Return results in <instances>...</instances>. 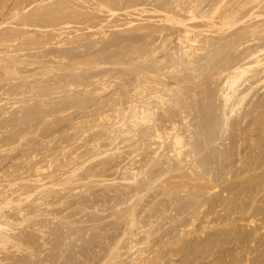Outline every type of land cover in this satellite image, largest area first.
<instances>
[{"label": "rangeland", "instance_id": "obj_1", "mask_svg": "<svg viewBox=\"0 0 264 264\" xmlns=\"http://www.w3.org/2000/svg\"><path fill=\"white\" fill-rule=\"evenodd\" d=\"M5 1V0H4ZM8 1H10L9 3H8ZM6 3L8 4H6L8 7H10V10H11V8H12V4L10 5V3H13L15 0H12L13 2H11V0H8ZM38 2L40 1V0H37ZM37 1L35 0V2H34V5L31 7V9H33V8H35V6H38V4H37ZM53 1V0H52ZM52 1H46L45 3L46 4H49V3H52ZM55 1H57V0H54L53 2H55ZM92 1V2H91ZM93 1H96V0H90V5L92 6V8H89L88 10L90 11V12H95V13H97V11H96V7L98 8V5H99V0L98 1H96V3L95 2H93ZM166 1V0H165ZM186 1V0H185ZM189 2L191 1V0H188ZM188 1H186V2H188ZM192 1H194V0H192ZM192 1L190 2V3H186V6L185 7H188V4H190V6H191V3H192ZM214 1H216V0H203V1H201V0H199V2H198V0H196V2H193V3H195V4H197V5H195V6H191V8L193 7V9L194 10H196L197 11V13L199 12V14H197V21H195V20H187V22H184V23H181V22H171V18L172 17H174V16H176V17H180V18H185V17H187L188 16V13H185V11L184 10H182V11H184L183 12V14H181L182 12H181V8L179 9L178 8V10H177V7L176 6H174V7H176L175 8V10H177V11H175L174 9H173V11L172 12H176V14H169V13H172L171 12V10L168 12L167 10H164V9H158V11H152L151 12V10H155V6H153L152 7V5H147L146 6V9H147V11L148 12H144V13H139L138 11H135L134 13H135V15H134V13H131V15H128V14H126V15H120L118 18L119 19H121V21L119 22L120 24H126V23H130V22H132V24L134 23V25L135 26H152V27H154V28H156V29H160L161 27H162V25L163 24H166V25H163V26H169V27H171L170 26V24H173L172 26H174V27H171V30L169 29L168 31H167V33H170V35L168 34V37L169 36H171L172 37V39H171V41L169 42L171 45H173V46H169V43L167 42V44H168V47H169V49L167 48V49H165V52L163 51L162 53H164V54H162V56H164V57H160V55L159 54H157L156 56H158V59L160 60H162L163 58H165L167 55V53L168 54H172V52H173V50H176L175 49V47L176 48H178V44H179V42H180V40L178 39V36L181 34H184V35H182V36H184V37H187V34H189V36H191V38H193L194 39V35H196V33L200 36V35H204V36H206L207 37V39H205L203 36H201V37H198L199 38V40L201 41V43L203 44V43H205L204 42V40L205 41H207V43L206 44H209L210 43V39L211 38H209V37H212V39H217L215 42H216V44H218L219 46H220V48L222 47V45H223V51L225 50L227 53H228V55L227 56H229V54H230V59L228 58V57H225V59L224 58H221V57H223L225 54H227L225 51V53L223 52V54L221 53V51L219 52L220 54H221V57H219L218 59L216 58V59H214V60H212V64L210 65V66H208L207 67V64H206V62L205 61H203V60H198V61H200V62H197L196 63V65H194V66H190V70L188 69V71H190L191 73L189 74V72L187 71V69H186V71H184V72H182L183 74H185L186 72H187V74L188 75H190V79H192L193 78V80H194V82L192 83V82H190L191 84H193V86L189 83V85L188 84H185V83H183L182 82V84L180 83V84H178L179 83V81L178 80H176V82H175V80H173L177 85H180L179 86V90L178 89H176V93L174 92V94H170L171 96H172V98H176L177 97V99H178V101H180L181 103H182V101L181 100H183V99H185L186 98V95L184 96V94L182 93L183 92V87H184V85L185 86H187V87H190V89H189V91L188 92H190L191 91V95H189V96H192V90L196 93V91H199V89L200 90H204L205 88V92L207 91L210 95H208V94H206L205 92H203V91H200L201 92V95L199 94V92H197L198 93V95H200V96H202L204 93H205V95H204V97L206 96L207 98H208V96L209 97H211V99H212V97H213V95L212 94H215V98L213 97V101L217 104V106L215 105L214 106V108H213V110L211 111V107H213V105H212V103H213V101L209 98V99H205L204 97H199L200 99H201V102L202 103H204V105H205V103H206V106H204L199 100V98L198 97H196V95H195V93H193V96L194 97H192L193 99H194V101H193V99L191 100V101H189L190 100V97L189 96H187V97H189L188 98V100L187 101H185V100H183L184 101V104L182 103H180L181 105H186L185 103L186 102H188L187 103V105L186 106H189V104H192V102H193V104H194V107H197V109L196 110H198L200 107H201V110L199 109L198 111H202L201 113H202V115L200 114V115H198V117H201L202 116V120L200 119V118H198L201 122H203V124H205L206 123V121H207V124H205V125H202V123H200V121H197L196 122V124H198V125H196L195 124V120H193V118L195 119L196 118V120H198L197 119V113H195L196 112V110H194V107L192 108V107H190V111H188V112H185V110L187 109H189V108H187L186 106H185V108H184V106L181 108V107H176V106H178V105H176V106H174V107H176V109L175 108H172V109H175V113H174V111H173V114H174V116H175V114L177 115L176 116V118H174V116H173V120L172 121H174V123L175 124H178V122H179V124L177 125V129H178V131L181 133V134H184L183 136L188 140L187 141V143L185 142V144H187V147L188 146H190V145H188V144H191L192 142L194 143H192V145H195V143H196V145L198 144V146L200 147H198V149L196 148V145L195 146H192V147H194V148H196V150H198V151H195V153H197L196 155H195V157L193 156L194 155V152H191V154H193L192 155V158H193V160H191V158H189V156H191V154H190V152H188V149H183L182 150V152L183 151H185V154H184V152L182 153L183 155H185V156H183V155H178L177 156V154L175 155V153H174V150H175V147L174 146H171V145H174V144H171V141H173L174 140V133L173 132H171V127H172V122L170 123V122H166L168 119H166L165 117H161L162 118V120L164 121V118H165V121L163 122L162 120H160L159 121V117L162 115V113H163V109H160V110H162V112L160 111V110H158V109H155V110H157V112H158V114H157V116H156V118L155 119H158L157 121H158V123L159 122H163V124L164 125H161L160 127H162L163 128V126H165V125H168V126H166V127H164L163 129H165L166 128V130H168L169 129V131L168 132H170V134L172 135V139H169V137H167L166 135H168L169 136V133L167 132H165V131H163V129L162 130H159L160 132L161 131H163L164 133H165V136H164V133H163V136H164V139H166V138H168V139H166V143L168 144V145H170V147L168 146H166V147H164V145H166L165 144V141H164V139H163V141H164V145H163V141H161V140H159L158 138H156L157 140H153V139H155V134H156V132H154L155 131V128H154V126H156V127H159V126H157L158 124H157V122L156 123H153V124H148V125H145V124H143V125H138V126H135V128L136 129H134L133 127H134V125L132 124L131 125V123L132 122H130V120L128 119V114L130 113V108L129 107H131V105H132V103H133V101H134V103H133V105H141V103L140 102H137L138 100L139 101H141V99L138 97H135L133 100H131L130 99V105L129 106H126V104L128 105V103H126L124 106H123V110L121 111V115L120 116H117L116 117V114H115V111H112V113L113 114H115V115H113L112 113H111V110L110 111H108L110 108L111 109H113L114 108V110H115V108H118L119 109V107H115V102H116V100H114V98H113V100L112 99H109L110 100V102H111V100H112V102H114V104L113 105H111V103H110V105L108 104V99L105 101V99L104 98H110L111 97V95L113 94V92H120V91H118L119 90V88L118 87H120V85L119 84H116V85H114V87H112L110 90H108L107 92L109 93V95L107 96V92L105 93V95L104 94H102V95H99L98 96V98L97 99H99V97L101 98V97H103V98H101V99H104V102H106L107 103V108L105 109V111H106V113H105V111H104V109L103 110H101V115L104 117V115L105 114H107V112H108V115H106L105 116V119H104V123H102V122H98V117L97 116H94V121H95V123H94V126H93V124L91 123V128L89 127V125L90 124H85V122L87 123V121H86V117L85 118H83V115L80 113V111H79V113L77 114L76 112H78L77 111V108H74V109H76V111H74V110H71V109H73V108H70L69 110H71V112L69 111V110H67V111H69V114H68V112H66V111H64L63 113H67V114H65V116H64V114L63 113H60L59 114V121H58V126H56V128H59L58 130H56V128H54V126H52V125H54L55 123H54V116H52V117H48V119L46 118V120L49 122H47L44 126H46V128H45V130L46 129H48V128H50L51 129V127H52V129L50 130V129H48L46 132L47 133H45V135H46V137H51V138H49V141H50V139H52V140H55L57 137H59L58 139H64V140H66V138L68 137H71V139H68L67 138V140L66 141H69V143H63L62 144V139H61V141L59 140L58 142L60 143V144H58V142H55V141H57L58 139H56L55 141H52V142H48V138H46L44 135L42 136L43 138H41L42 139V141H47L48 143H46L45 141L44 142H41L40 140V138L39 137H41V136H36L35 134H33V133H35V132H33V133H29L27 136H26V138H27V140L28 139H30V136L31 137H33L34 135L37 137V138H35V136H34V138L37 140L38 138H39V140H37L36 142L38 143H35V139L34 138H31V140L32 139H34L33 141H30L31 143L30 144H26L25 143V141H19V139H16L14 142L15 143H17V141H19V143H17V144H15L14 142H10L9 143V141H4V143H2V145L0 144V147H2V149L4 148V147H7L8 149H6V148H4V152H6V153H4L3 152V150L2 151H0V152H3V157L4 158H6L7 156L6 155H8L9 157H11V158H15V159H8V160H11V161H8L7 160V162L6 163H3L6 159H3V157L1 156V154L2 153H0V157H2V159L0 158V162H2L3 164H1L0 165V177L2 178H0V180H2L1 182H0V184H1V187H0V194H3V193H1V192H4V196H3V198H0V199H5L6 197L5 196H8L9 195V197H8V199H13V198H18V199H16V200H19L20 201V197L22 196V195H24V196H26L27 195V197H28V193L29 194H31L32 193V191H33V194H35L34 192H35V190H37L38 188H39V186H40V188H39V190H37V191H40V189H41V191L39 192L40 194H36V195H34L33 197L32 196H29V198L27 199V200H25L24 201V203H23V211L21 210H14V211H9L11 214H13V215H10V223H11V227H9L11 230L9 231V234H11V233H15L14 234V236L15 235H18V237L16 236V238L17 239H22V238H25L26 236V240L27 239H29L30 237H34L35 236V238L36 239H39V240H42V241H40V243L42 244V245H46V247L44 246V249H42L43 247H41V248H38L39 250L37 251V249H33V251L32 250H25V251H27V252H21L22 253V255H21V253H16L15 252V249L12 247V245H9V247H7V249L5 250H3L2 251V253L0 254V264H2L1 262H3V264H18V263H20L21 261V263L20 264H23V262H26L27 264H39V260H41L40 261V264L42 263V264H46V262H47V264H64V262L65 263H67V264H110L111 262L110 261H112V263L111 264H264V174H262V173H264V167H262L261 165H263V163H264V149H263V147H264V115H262V114H264V70H262L263 68H264V62L262 61V64H258L259 66L257 67L256 66V60H257V58L259 57V58H261V60H263L264 58V51H263V53L261 52H259V50L260 49H262V47H264V33H257V35L256 34H254V35H256V37L258 38L260 35L259 34H261V37L263 38H261V37H259L258 39L256 38L255 39V36H251V35H249L248 33H246L245 35H248V36H242V38H243V40L244 41H246V40H250V41H248V42H245L244 44L243 43H241V44H239V43H237V45L235 44V46H236V48H235V51L233 50V48H231V46H227V44L228 43H230V40L232 39V38H230V39H227L229 36L231 37H233L234 36V38H235V34L237 35H240L241 33L240 32H238V29L239 30H241L242 28L243 29H245V28H250L251 30L253 29V28H255L257 25H259L261 22H262V20L264 19V16L262 15H260V13L262 14V12L264 11L263 9H262V7H264V0H261V2L259 3V4H253V5H250V6H246L244 9H242L240 12L241 13H239L238 15H237V23L235 24V25H231V26H223V25H221V20L219 19V17L221 16V13H220V11H222V13L223 12H225V10H229V9H231V8H237V7H239V5L240 4H242L243 2H244V0H219V1H216L215 2V4L213 3ZM224 1V2H223ZM99 2V3H98ZM204 2V3H203ZM219 2L220 3H223L222 5L221 4H219ZM36 3V4H35ZM95 3V4H94ZM199 3V4H198ZM202 3V4H201ZM214 4V5H213ZM94 5V6H93ZM193 5V4H192ZM202 5V6H201ZM219 6L220 7V11H219V13L216 15V16H214V17H211V19L209 18V17H206V18H202V13L203 12H206V13H203V14H206V15H208V14H210V12L214 9V7L215 6ZM86 6H89L88 4H86ZM150 6V7H149ZM190 6H189V8H190ZM198 6V7H197ZM212 6V7H211ZM173 7V8H174ZM189 8H187V9H189ZM228 8V9H227ZM30 9V10H31ZM151 9V10H150ZM210 9H212V10H210ZM223 9H224V11H223ZM255 10V13H254V10ZM2 10V9H1ZM93 10V11H92ZM150 10V11H149ZM252 10V12L254 13L253 14V16L251 15V16H249V14L250 13H252V12H250ZM263 10V11H262ZM260 11H262V12H260ZM0 12H4L3 10L2 11H0ZM181 12V13H180ZM208 12V13H207ZM250 12V13H249ZM8 13H9V11H8ZM7 13V14H8ZM178 13V14H177ZM185 13V14H184ZM200 13H201V16H200ZM249 13V14H248ZM6 14V13H5ZM6 14V15H7ZM97 14H99V15H103L102 16V18L101 19H96V21L97 20H99L100 22H102L103 24L101 25V26H99V27H92V28H85V25H83V24H79V25H75L74 27H68V28H66V29H64L63 31H65V32H74V34H78V33H80V32H97V29H101L102 27H104V30H106V32L107 33H110V32H112L113 30H117V29H120V28H117V29H110V28H107V27H105L106 25H107V21L105 22V20H108V17H109V19H111L112 18V16H110V14H106L105 15V13H102V11H100V12H98ZM133 14V15H132ZM179 14H181L182 16H180ZM187 14V15H186ZM247 14V17L245 16ZM9 15V14H8ZM10 15H11V18L13 17L12 16V14L10 13ZM10 15H9V18H10ZM185 15V16H184ZM260 15V16H259ZM249 16V17H248ZM255 16H257V17H255ZM259 16V17H258ZM8 17V16H7ZM164 17V18H163ZM205 17V16H204ZM245 17V18H244ZM1 18V17H0ZM198 18H200V19H198ZM201 18H202V20H201ZM105 19V20H104ZM168 19H169V21H168ZM134 20V21H133ZM240 20V21H239ZM123 21V22H122ZM160 21V22H159ZM176 21V20H175ZM194 21V22H193ZM105 22V23H104ZM169 22V23H168ZM215 22H217V23H215ZM218 22H219V24H218ZM150 24V25H149ZM175 24H176V26H175ZM217 24V25H216ZM134 25H132V26H134ZM261 25V24H260ZM9 26H11V25H9V24H6V25H4V26H2V28L4 29V28H7V27H9ZM160 28H159V27ZM183 26V27H182ZM194 26H196V27H194ZM252 26H255V27H253L252 28ZM101 27V28H100ZM128 27V26H127ZM126 26L124 27L123 26V28H127ZM178 27H181V28H178ZM185 27H186V29H185ZM258 27V26H257ZM1 28V29H2ZM30 29V31H28L29 32V34L30 35H33L32 34V32L34 33V32H36V33H39V32H41V31H45L46 29L48 30L49 28H42L43 30H40V28H33V27H27V29ZM78 28H81L80 30H78ZM123 28H121V29H123ZM241 28V29H240ZM0 29V30H1ZM172 29H173V31H172ZM176 29V30H175ZM179 29V30H178ZM174 30L176 31V32H174ZM186 31V32H188V33H184V31ZM190 30H192V32H190ZM32 31V32H31ZM175 34H174V33ZM223 32V33H222ZM231 34H230V33ZM238 32V33H237ZM232 33H234V34H232ZM35 34V33H34ZM165 34V33H164ZM163 34V35H164ZM174 34V35H173ZM186 34V35H185ZM194 34V35H193ZM224 34V35H223ZM198 35H196V36H198ZM218 35H220V38L221 37H223V39L226 37V39L227 40H229V41H227L226 42V39L225 40H222V41H218ZM182 36H179V38L181 37L182 38ZM215 36V37H214ZM241 36V35H240ZM161 37H163V36H161ZM161 37H159V36H157V40H156V42H157V44L158 45H156V43H155V45L156 46H158L159 47V44H161L163 41V39H168L167 37H163V38H161ZM171 37H169V38H171ZM218 37V38H217ZM209 38V39H208ZM219 38V39H220ZM232 39V41L233 40H235V42H237L236 41V38H237V36H236V38L235 39ZM252 38V39H251ZM183 39V38H182ZM222 39V38H221ZM220 39V40H221ZM262 39V40H261ZM170 40V39H169ZM172 41H173V43H172ZM203 41V42H202ZM231 41V42H232ZM161 42V43H160ZM214 41H212L211 43L212 44H214L215 45V43H213ZM224 42V43H223ZM176 44V46H175V44ZM181 43V42H180ZM210 43V44H211ZM227 43V44H226ZM200 44V43H199ZM183 44L181 43V45L179 44V46H181V47H183V51H185L186 49H184L185 48V44L182 46ZM224 46H226L227 48H229V50H227L226 48H224ZM161 47V46H160ZM181 47H179L178 48V50L181 48ZM256 47H260V49L258 48H256ZM171 48V49H170ZM173 48V49H172ZM256 48V49H255ZM210 49H212V48H210ZM208 50L209 52L208 53H210L211 52V50ZM251 49H254V50H252V51H254V52H252L251 51ZM157 50H159V48L157 49ZM168 50V51H167ZM178 50H176L177 52H178ZM181 50V49H180ZM206 50V51H207ZM233 50V51H232ZM170 51V52H169ZM176 51H174V53L176 52ZM205 51V54H207V52ZM258 51V54L256 55L255 54V56H253V53H255V52H257ZM181 52V51H180ZM229 52H231V53H229ZM250 52H252L251 54H252V56H251V54L250 55H248ZM179 53V52H178ZM212 54H213V52H212ZM211 54V55H212ZM173 55V54H172ZM176 55V54H175ZM177 56V55H176ZM176 56H174V58L176 57ZM226 56V55H225ZM246 56H248V57H246ZM160 57V58H159ZM177 58V57H176ZM222 59V62H218L217 63V61L219 60V59ZM229 60H228V59ZM263 58V59H262ZM223 59H224V61H223ZM226 59L228 60V61H226ZM256 59V60H255ZM230 60H232V61H230ZM254 60H255V63H254ZM217 63V65H215L216 63ZM232 62H234V63H232ZM240 62V63H239ZM255 64H253V63ZM214 63V64H213ZM236 63V64H235ZM239 63V64H238ZM253 65H252V64ZM143 64V63H142ZM141 64V66H144V64L142 65ZM200 64V65H199ZM234 64V65H233ZM248 64V65H247ZM199 66L198 68H199V70H200V68L201 67H206V69H204L205 71L203 72V69H202V72H201V70L199 71H194L192 68H194V67H196V66ZM249 65H252V66H254L253 68H255V69H253V71H252V68H251V72H249V73H247L245 76H243V77H240V79L237 81V83L232 87V88H230L231 86H229V88L227 87V85L225 84V83H227L226 81L227 80H229V76H230V74L233 76V75H235V74H239V69L238 68H243V67H249ZM201 66V67H200ZM227 66H229L228 68H227ZM235 66L237 67L236 69H235ZM240 66V67H239ZM256 66V67H255ZM262 66V67H261ZM192 67V68H191ZM232 67V68H231ZM103 68V67H102ZM209 68V69H208ZM210 68H213V70L211 71L210 70ZM216 68V69H215ZM219 68H220V70H221V72H220V70H219ZM223 68V69H222ZM226 68V69H225ZM257 68V69H256ZM106 69H109V67H106ZM168 68H166L165 69V74H164V71H163V75H161V76H159L157 79H158V81L159 82H163L162 81V77H164L165 75L167 76V72L168 71H172V69H168V71H166ZM215 69V70H214ZM229 69V70H228ZM236 71H235V70ZM209 72H207V71ZM218 70V71H217ZM256 72H255V71ZM257 70H258V72L259 73H262V74H260V76H259V73L257 72ZM192 71H194L193 73H195V75H197V77H195V75L192 73ZM215 71H217V74H216V72ZM262 71V72H261ZM197 72H200V73H197ZM207 72V73H206ZM213 72V73H212ZM218 72H220L219 74H218ZM182 73H181V76H187V74H185V75H182ZM212 73V75H210ZM256 73V74H255ZM191 74H192V76H194V77H192L191 76ZM204 74H206V75H204ZM216 74V75H215ZM229 74V75H228ZM258 74V75H257ZM203 75V76H202ZM215 75V76H214ZM228 75V76H227ZM253 75V77H255V80L254 79H252V76ZM201 76V77H200ZM207 77V79H206V77ZM210 76V77H209ZM213 76V77H212ZM231 76V77H232ZM236 76V75H235ZM168 77V76H167ZM188 77V76H187ZM213 78V80H212V78ZM219 77V78H218ZM65 78V77H64ZM63 78V80L65 81V79ZM70 78H73V77H70ZM91 78V80H89V82L91 83V81H92V77H90ZM95 78H97V77H95ZM195 78V79H194ZM196 78H197V81H196ZM204 78V79H203ZM259 78V79H258ZM263 78V79H262ZM74 79V78H73ZM73 79H68L69 81H72ZM99 79V78H98ZM98 79L96 80V79H94L95 80V85H91V84H89V82H86V84L88 83L89 84V89L91 88V86H92V90L93 89H95V88H93V86L94 87H97V85H96V83H97V81H98ZM187 79H189V78H187ZM200 79V80H199ZM202 79V80H201ZM210 79V80H209ZM218 79V80H217ZM68 80H66V81H68ZM93 80V81H94ZM112 81H115L116 82V79L114 80V79H111ZM209 80V81H208ZM63 82V84H67V82ZM196 81V82H195ZM201 81V82H200ZM204 81V82H203ZM223 81H225V82H223ZM73 82V81H72ZM115 82H114V84H115ZM199 82V83H198ZM229 82H230V80H229ZM228 82V83H229ZM117 83H120L119 81L117 82ZM187 83V82H186ZM204 83L206 84V85H204ZM98 84V83H97ZM123 84V83H122ZM129 84V83H128ZM201 84V85H200ZM204 86H203V85ZM117 85H119V86H117ZM195 85V86H194ZM198 85V86H197ZM230 85V84H229ZM123 86V85H122ZM121 86V89H122V91L124 92L125 90L126 91H128V89H130L129 91H131V93H130V95H133L134 94V92H133V90H131L133 87H131V88H124V87H122ZM192 86V87H191ZM201 86V87H200ZM195 87L197 88H199V89H195ZM67 89H65V92H66V95H67V93H69L70 91L72 92H70L68 95H75L77 92L79 93V92H81L80 90H83L85 87H82V89H80L81 88V86H78V88H79V90L78 89H75L76 88V86H74V88L71 86V89H70V87L69 86H67L66 87ZM88 88V87H87ZM87 88H85V90L87 89ZM178 88V87H177ZM192 88H194V89H192ZM202 88H204V89H202ZM70 89V90H69ZM88 89V90H89ZM120 89V90H121ZM207 89H209L211 92H209ZM212 89V90H211ZM213 89H215L216 90V92L214 93L213 92ZM230 89H231V91H230ZM74 91V93H73V91ZM76 90H78V91H76ZM113 90V91H112ZM196 90V91H195ZM214 90V91H215ZM3 91H4V89H2V92L0 93V95L3 93ZM60 91H62V90H60ZM90 91H91V89H90ZM110 91V92H109ZM112 91V92H111ZM181 91V92H180ZM133 92V93H132ZM187 92V93H188ZM203 92V93H202ZM226 92H228L227 94H232V98L231 99H233V100H231L230 99V101H229V103L228 102H226L227 104L225 105V104H223L224 102H225V93ZM230 92H232V93H230ZM99 93V92H98ZM165 93V92H164ZM184 93H185V91H184ZM234 93V94H233ZM61 94H63V95H65L64 94V92H60V94H59V96L60 97H64L63 95L61 96ZM178 95V96H177ZM180 95V96H179ZM182 95V96H181ZM224 95V96H223ZM2 96H6V97H3V98H5V100H3V98H2ZM170 96V97H171ZM176 96V97H175ZM234 96V97H233ZM179 97V98H178ZM181 97V98H180ZM184 97V98H183ZM196 97V98H195ZM243 97H244V99H243ZM0 98H2V99H0V100H2L3 102L2 103H0V104H2V106L4 107H6V108H8L9 109V111H11L12 109H15L14 107H15V105L16 106H18V105H20V104H13V103H11L10 102V104L9 103H7V95H1L0 96ZM112 98V97H111ZM183 98V99H182ZM204 98V99H203ZM242 98V100L240 101V99ZM100 99V100H101ZM179 99H181V100H179ZM205 100V101H203V100ZM237 99H238V101H239V103H238V101H237ZM100 100H98V101H100ZM172 100H174V99H172ZM176 100V99H175ZM198 100V101H197ZM208 100H211L212 101V103L211 102H209ZM236 100V101H235ZM150 101H152V100H150ZM177 101V100H176ZM197 101V104L195 105V103L194 102H196ZM206 101H208V102H206ZM257 101H259L260 102V104H261V106H260V104L257 102ZM4 102H6L5 104H3ZM12 102H14V101H12ZM103 102V101H102ZM103 102V103H104ZM136 102V103H135ZM189 102H191V103H189ZM201 103V104H199V103ZM233 102H236L237 104H239L240 106H237V104H235V103H233ZM106 103H104V104H106ZM211 103V104H210ZM7 104H9V105H7ZM11 104H13L14 106L12 107L11 106ZM192 104V105H193ZM230 104H231V106L234 108V109H232L233 111H231V109H229L231 106H230ZM233 104H235V105H233ZM256 104V105H255ZM109 105V106H108ZM198 105V106H197ZM202 105H203V107H202ZM228 105V106H227ZM257 105H259V107H262L263 109L262 110H259L260 108H258V106ZM11 106V107H10ZM91 106H93L92 108H91ZM200 106V107H199ZM207 106H208V109L209 108H211V109H209L208 111H207ZM209 106H211V107H209ZM227 106V107H226ZM235 106V107H234ZM204 107H206V108H204ZM225 107V108H224ZM229 107V108H228ZM231 107V108H232ZM5 108V109H6ZM89 108H91V110H93L94 109V105L93 104H91L90 105V107ZM124 108H126V111H124ZM129 110H128V109ZM164 108H167V106H164ZM202 108H203V110H205V113H206V115L207 116H212V117H208V118H206V117H204L205 116V114L203 115V110H202ZM216 108V113L217 114H215V112H213L214 111V109ZM221 109V111H220V109ZM237 108V109H236ZM254 108H255V110H254ZM11 109V110H10ZM168 109V108H167ZM172 109H171V111H172ZM182 109L184 110V112L186 113L185 115H184V112L182 111ZM191 109H193V110H191ZM236 109V110H235ZM257 109V110H256ZM88 110H90V109H88ZM225 110H226V112H225ZM231 111V114H229L230 112H227V111ZM254 111V112H252V111ZM3 110H1L0 111V113L2 112ZM73 111V112H72ZM129 111V112H128ZM181 111H182V114H180L181 113ZM191 111H193V113L191 112ZM197 111V112H198ZM234 111H236V114H235V112ZM250 111V112H249ZM76 114H75V113ZM102 112H104V113H102ZM109 112H110V114H109ZM127 112V113H126ZM161 112V113H160ZM189 112H191V113H189ZM200 112H198V113H200ZM213 112V113H212ZM224 114L225 113V115H226V118L225 117H222V113ZM263 112V113H262ZM76 115V116H74V114ZM125 113H126V115H125ZM191 114V117H193V115L195 116V117H193V118H190V116H188L189 114ZM210 113V114H209ZM212 113V114H211ZM221 113V114H220ZM247 113V115H245ZM250 113H252L253 114V116H252V114H250ZM80 114V115H79ZM161 114V115H160ZM188 114V115H187ZM193 114V115H192ZM196 114V115H195ZM233 114V115H232ZM250 114V115H249ZM66 115H68V116H66ZM113 116V118H114V116H115V119H113V121H114V123H117V124H113L112 122V120H110V122H109V116ZM123 115V116H122ZM160 115V116H159ZM181 115H183L184 117H189V118H187L186 119V121L188 122H190V124L188 125V123L187 122H184L185 120H183V116L180 118V116ZM187 115V116H186ZM218 117H217V116ZM220 115V116H219ZM225 115H223V116H225ZM231 115V118L230 117H228V116H230ZM237 115H239L238 117H237ZM244 115H245V117H244ZM101 116V117H102ZM121 116L123 117V118H121ZM241 116V117H240ZM249 116V118H247ZM256 117V119H254V118H252V117ZM72 117H73V120H72ZM80 117H82L81 119H83L82 121L80 120V122L78 121V119H80ZM103 117H102V119H100V120H103ZM106 117L108 118V120L106 119ZM158 117V118H157ZM217 117V118H216ZM230 118V121H228L229 119L228 118ZM259 117V118H258ZM61 118V119H60ZM75 118H76V120H75ZM92 118H89L90 120L92 119ZM96 118V119H95ZM119 118H121L120 119V121L118 120ZM180 118V119H179ZM205 118V119H204ZM211 118H213V119H216V120H213V122L215 121V124H217L216 125V127L213 129V128H208L207 129V127L208 126H206V125H209V127L211 126V124L213 123V122H211ZM246 120H245V119ZM250 118H252V119H254V120H250ZM258 118V119H257ZM98 119V120H97ZM178 119V120H177ZM218 119V120H217ZM220 119L222 120V119H227V120H225V122L227 121V123H225L224 124V120L223 121H220ZM243 119V120H242ZM63 121V120H65L64 122H66V125H62L61 123V121ZM96 120H97V124H96ZM99 120V121H100ZM107 120V121H106ZM121 120L123 121V122H121ZM127 120H129V121H127ZM175 120H177L176 122H175ZM180 120H182V122L183 123H181L180 122ZM193 120V121H192ZM206 120V121H205ZM241 120V121H240ZM245 120V121H244ZM247 120H248V123H247ZM51 121V122H50ZM69 121V122H68ZM72 121L74 122V123H72ZM78 121V122H77ZM112 121V122H111ZM117 121V122H116ZM208 121H210V124H208ZM218 121V122H217ZM233 121V122H232ZM249 121H251V122H249ZM83 122V123H82ZM119 122H121V123H119ZM125 122V123H124ZM127 122V123H126ZM217 122V123H216ZM221 122L223 123V125L221 124ZM243 122V123H242ZM245 122V123H244ZM99 123V124H98ZM107 123H108V125H107ZM110 123V124H109ZM111 123L113 124L112 126H111ZM123 123V124H122ZM205 128V130H206V132L209 134V139L207 140V138H208V134L203 130L204 128L203 127H200L201 125ZM240 123V125L241 126H243L242 128H240L241 126H239L238 127V124ZM247 123V124H246ZM249 123H250V125H249ZM52 124V125H51ZM59 124H61L62 126H63V129L61 128V127H59L60 125ZM65 124V123H64ZM68 124H71V126L72 125H74L75 126V124H77V126H79L80 124L83 126L84 125V128L82 127V129L80 130L79 129V132L77 131V133H76V135L74 134L76 131V129L78 130V128L79 127H77V126H75V130H74V126H70V125H68ZM106 126H105V125ZM126 126H125V125ZM157 124V125H156ZM159 124H161V123H159ZM171 125V127H170V125ZM181 124V125H180ZM183 124V125H182ZM185 124V125H184ZM220 124H221V126H220ZM252 124V125H251ZM47 125H51L50 127H48L47 128ZM67 125H68V128H67ZM95 125H100L99 126V128L100 127H102L103 128V126L104 127H108V128H106L107 130L109 129V128H111L110 130H112V134L111 135H113V136H111L110 135V131H109V133L107 132V131H105L106 129L104 128V131L105 132H107V133H105L103 130V133H102V131H101V129H98V127H95ZM145 125V126H144ZM149 125H150V127H149ZM179 125H180V127H179ZM186 125H188L187 127H188V130L190 129H192V131H191V133L192 134H194V132H195V130L194 129H196L197 128V126H198V128L196 129V132H199V133H197L196 134V136H195V134L193 135L194 137H197L196 139H194V137L192 136V134H189V133H187V132H189L188 130H187V128H185V126ZM194 126V127H192V126ZM196 125V126H195ZM200 125V126H199ZM213 125V124H212ZM225 125V126H224ZM70 126V127H69ZM85 126H87V128L85 127ZM129 126V127H128ZM133 126V127H132ZM139 126L141 127L142 126V129L141 130H139L138 131V129H139ZM144 126V127H143ZM206 126V127H205ZM214 126V125H213ZM212 126V127H213ZM224 126V127H223ZM245 126V127H244ZM77 127V128H76ZM80 127V128H81ZM95 127V128H94ZM131 127V129H129ZM138 127V128H137ZM149 127V128H148ZM167 127H169L168 129H167ZM196 127V128H195ZM222 127V128H221ZM226 127V128H225ZM248 127V128H247ZM10 129H11V127H9ZM67 128V129H66ZM92 129V131H90V129ZM94 128V129H93ZM115 128V130H113V129ZM146 128V129H145ZM150 128H151V131H150ZM152 128H154L153 129V132H152ZM179 128H180V130H179ZM234 128V129H233ZM251 128V130H253L252 132L250 131L249 132V129ZM9 129V130H10ZM64 129H66L67 131H65ZM69 129H72V130H69ZM84 129V130H83ZM89 129V130H88ZM117 129V130H116ZM123 131H122V130ZM160 129V128H159ZM201 130V132H200V130ZM217 129H218V131H217ZM222 131H220V130ZM224 131H223V130ZM235 129H237L236 130V132H235ZM244 129V130H243ZM245 129H247L248 130V132H247V130H246V133L244 134V132H245ZM52 130H54L55 131V133L54 134H59V135H51L52 133H53V131ZM74 130V131H73ZM87 130V132L86 133H84L85 131ZM97 130V131H96ZM128 130V133L126 134V131ZM133 130V131H132ZM136 130V131H135ZM181 130H183V131H185L184 133H182L181 132ZM186 130H187V132H186ZM208 130H212V132H213V136L211 137V135H212V132H210V131H208ZM232 130H234V131H232ZM239 130H242V131H239ZM14 131V129H12L11 131H9L10 133L11 132H13ZM56 131H57V133H56ZM60 131H62L61 133L62 134H60L59 132ZM97 132V134H96V136L98 135V132L99 131H101V133H102V135H103V137H102V135H101V138H100V135H98L96 138L95 137H93V135H95V134H93L94 132ZM116 131V132H115ZM119 131V132H118ZM122 131V132H121ZM132 132V133H134V134H132L131 133V135H133L132 137H130L131 135H130V132ZM146 131H149V132H146ZM203 131V132H202ZM14 132H16V130L14 131ZM13 132V133H14ZM51 132V134H49ZM68 132H69V134H68ZM115 132V133H114ZM120 132H121V134H123V132L125 133L124 134V136L123 135H120ZM138 132V133H137ZM142 132V133H141ZM226 132V133H225ZM237 132H239V133H237ZM240 132H241V134H240ZM242 132H243V134H242ZM1 133V132H0ZM13 133H12V135H13ZM81 133V134H80ZM114 133V134H113ZM145 133V134H144ZM148 133H150V135H148ZM214 133H217V135L215 134L214 135ZM224 133H225V135H224ZM234 133H236V134H234ZM15 134V133H14ZM32 134V135H31ZM75 136H74V135ZM82 134H83V136H84V141H83V136H82ZM105 134H107V135H105ZM151 134L152 135H154V138H153V136H151ZM201 136H200V135ZM202 134L204 135V136H202ZM205 134H207V135H205ZM222 134H223V136H222ZM235 136H234V135ZM240 134V135H239ZM249 135V137L250 138H248V135ZM68 135V136H67ZM70 135V136H69ZM77 135H79V137H76ZM81 135V136H80ZM86 135H89L88 137L86 136ZM104 135H105V137L106 136H110V138H108V137H104ZM119 135V136H118ZM143 135V136H142ZM144 135H147L146 137L144 136ZM189 135H190V137L194 140V141H191L192 139L189 137ZM221 135V136H220ZM232 137H231V136ZM251 135V136H250ZM52 136H54V138L52 137ZM55 136H56V138H55ZM64 136V137H63ZM65 136H67L66 138H65ZM90 136H91V138H90ZM126 137V138H123V137ZM138 136V137H137ZM141 136V137H140ZM150 136V137H149ZM199 136V137H198ZM216 138H215V137ZM228 136V137H227ZM241 136V137H240ZM81 137V138H80ZM85 137H87L88 138V140H89V138H90V140L92 141H88L87 139H85ZM148 137V138H147ZM205 137V138H204ZM224 137V138H223ZM230 137V138H229ZM239 137V138H238ZM1 138H3V136H2V134H1V136H0V140H1ZM81 139L83 142H84V144H83V142H81V140H79V139ZM94 138V139H93ZM103 138H105V140L103 139ZM115 138V139H114ZM118 138V139H117ZM130 138V139H129ZM184 138V141L186 140ZM198 138H199V140H198ZM202 138V139H201ZM213 138V139H212ZM44 139V140H43ZM104 141H103V140ZM124 139H127L126 141H121V140H124ZM138 139H141L140 141L138 140ZM146 141H145V140ZM204 139H206V140H204ZM236 139H239V141L237 140L236 141ZM74 140V141H73ZM94 140L96 141V142H94ZM204 140V141H203ZM213 140H215V144H214V142H213ZM219 140V141H218ZM229 142H228V141ZM233 140H234V142H233ZM245 140V141H244ZM41 142V145H42V147H43V145L46 143V144H48L47 146H50V150H49V152H46V149L47 148H49V147H47L46 146V144L44 145V147L46 148H44L43 147V149H42V147H39V143ZM76 141H78L77 143H76ZM85 141H87V142H85ZM97 141H98V143L100 142L101 144H103V146H102V149H100L101 148V146L99 145V144H97ZM135 141H137V142H139L138 144L135 142ZM161 141V142H160ZM168 141V142H167ZM208 142L207 144H209V143H213L212 145L210 144V145H207L206 144V142ZM227 143H226V142ZM247 141V142H246ZM8 143V145H10V146H8L7 145V143ZM32 142H34V144H36L37 146H38V148L36 147V145L34 146V145H32L33 143ZM65 142V141H64ZM75 142V143H74ZM128 142H129V144H128ZM142 142V143H141ZM188 142H191V143H188ZM199 142V143H198ZM232 142V143H231ZM239 142V143H238ZM24 143V144H23ZM55 143L57 144L56 145V147H55ZM74 144V145H72V144ZM95 143V145L93 146V144ZM158 143H160V145L163 147H160V145L158 144ZM162 143V144H161ZM172 143H174V141L172 142ZM201 143V145L203 146V148H202V146L201 145H199ZM204 143V144H203ZM236 143H238V144H236ZM4 144H6L5 146H3ZM12 144L13 145H16V146H14V147H12ZM20 144H23V145H20ZM27 145V147H26V145ZM54 146H53V145ZM83 144V145H82ZM88 146H87V145ZM108 144H109V146H108ZM119 144V145H118ZM135 146H134V145ZM206 144V146H204ZM228 144V145H227ZM253 146H252V145ZM30 147H29V146ZM40 145V146H41ZM98 145H99V147L100 148H96V147H98ZM106 145L108 146V147H106ZM111 145V146H110ZM131 145H133V146H131ZM222 147H221V146ZM225 145V146H224ZM234 147H233V146ZM248 145H251V147L250 146H248ZM83 146V147H82ZM85 146H87V147H85ZM96 146V147H95ZM105 146V147H104ZM127 146H129V147H127ZM208 146H211V147H208ZM213 146L216 148L217 147V149H215L214 148V150L212 151L211 149L213 148ZM237 146V147H236ZM248 148H247V147ZM12 147V148H14V149H16V150H14V151H11V152H9L10 151V148ZM17 147V148H16ZM19 147H21V148H19ZM23 147V148H22ZM24 147H26L27 149H31V151L33 150H35V152L34 153H36V151H37V149L38 150H41V152L42 153H44V154H47V155H42V154H40L41 152H39L38 153V151H37V155H36V159H35V154L33 153V151L32 152H29L30 150H26V148H24ZM81 147V148H80ZM93 147L94 148H96V149H93ZM185 147H186V145H185ZM186 147V148H187ZM190 148V149H194V148ZM206 149H205V148ZM226 147V148H225ZM230 149H229V148ZM242 147H243V149H244V147H246V150H243L242 149ZM251 148V150H250V148ZM11 148V149H12ZM19 148V149H18ZM60 148V149H59ZM63 148V149H62ZM66 148V149H65ZM86 148L88 149H90V148H92V149H88V151L90 152V153H88V151L86 150ZM118 148H120V149H118ZM166 148H168V149H166ZM172 148V149H171ZM174 148V149H173ZM209 148V149H208ZM232 148H237V149H235V151H234V149H232ZM56 149H58V150H56ZM97 149H98V151H97ZM138 149V150H137ZM173 150V151H171V150ZM190 149H189V151H190ZM201 149V150H200ZM224 149V150H223ZM248 149H249V151H248ZM1 150V149H0ZM8 150V151H7ZM20 150H21V153L23 152L24 153V151L27 153V152H29L30 153V155H29V153H27V156L29 155V156H31L30 157V160L28 161L27 160V158H25V157H27L26 156V154H25V157H23V155H22V158H24L23 160H22V158H21V155H19V152H20ZM44 150V151H43ZM66 150V151H65ZM68 150V151H67ZM91 150H93L92 152H91ZM134 150H136V151H134ZM168 150H170V151H168ZM210 150V151H209ZM216 150H219V153L221 154L223 151L225 152V153H227V154H225L224 152V154L225 155H220V154H215V152L216 153H218ZM221 150H222V152H221ZM229 150H232V151H228ZM52 151V152H51ZM58 153H57V152ZM71 151V152H70ZM85 151V152H84ZM104 153H103V152ZM133 151V152H132ZM192 151V150H191ZM200 151V152H199ZM205 151V152H204ZM215 151V152H214ZM235 153H234V152ZM245 151V152H244ZM262 151V152H261ZM15 152H16V154H15ZM85 154H84V153ZM130 152H132L131 154L132 155H129L128 156V154H130ZM176 152V151H175ZM199 152V153H198ZM211 152H213L212 154H211ZM249 152V153H248ZM8 153V154H7ZM9 153H11L10 155H9ZM17 153H18V155H17ZM20 153V154H21ZM34 154L33 156H32V154ZM56 153V154H55ZM72 153V154H71ZM163 153H165L164 155H162V157H161V154H163ZM190 155H189V154ZM210 153V154H209ZM231 153H232V157L234 158V159H232V158H230L229 157V155L231 156ZM262 155H261V154ZM39 154V155H38ZM87 154V155H86ZM96 154H97V156H96ZM138 154H140L139 156H138ZM188 154V155H187ZM201 156H200V155ZM14 155H17V156H15V157H12V156H14ZM71 155V156H70ZM82 155L84 156V157H82ZM177 156L178 157V159L177 160H179V158H180V156H183V158L181 157V159H184V158H186L187 156V158H189V161L187 160V159H184V162H183V160H180L179 161V163H180V165L178 164V161L174 158L175 156ZM187 155V156H186ZM207 155H211V158H209V156H207ZM215 155H216V157H215ZM247 155V156H246ZM28 156V157H29ZM48 156V157H47ZM56 158H55V157ZM81 156V157H80ZM93 156H94V158H93ZM135 156V157H134ZM205 156H207V158L205 157ZM213 156V157H212ZM218 156V157H217ZM220 156H222L221 157V159L223 158H225L226 157V160H228L229 158H230V160L231 161H225V160H223L222 159V161H221V159H220ZM227 156H228V158H227ZM243 156V157H242ZM246 156V157H245ZM17 157V158H16ZM20 157V158H19ZM33 157H34V159H33ZM72 157V158H71ZM78 157V158H77ZM160 157V158H159ZM170 157V158H169ZM172 157V158H171ZM199 157V158H198ZM200 157H203V158H201L202 159V162H203V160L206 158V160H205V162L207 161V164L205 163V162H203V165L204 164H206L207 165V167H205L206 165H204V166H202L203 168L205 167V169L206 168H208V166H209V164L211 163V166L209 167V169H207V171L208 170H210V171H212V169H213V171H214V173L213 172H209V174H210V176L212 175V174H215V172H216V170L218 169V171L216 172V173H218V172H220L219 170H222L221 171V173L220 174H223V175H225L226 174V171L229 173H231V175H230V173L228 174L227 173V178L225 179L224 178V176H222V175H220L219 176V179L216 181V179L218 178H215L214 179V182L213 183H215V182H220V180H222V177H223V180L224 181H221L220 183L218 182V184L216 183V184H212L210 181V179H209V176H208V173L205 175V173L204 172H206V170L204 169V172H202L203 170V168H201V164H199L198 165V163H200L201 162V160H200ZM54 158L56 159V160H54ZM91 158V159H90ZM143 158H144V160H143ZM197 158V159H196ZM210 160H209V159ZM214 158H217V159H220V160H217L216 162H215V160H214ZM29 159V158H28ZM32 159V160H31ZM58 159V160H57ZM87 159V160H86ZM89 159H90V161H89ZM137 159V160H136ZM160 159V160H159ZM170 159V160H169ZM176 160V161H174V160ZM213 159V160H212ZM28 161V162H30L31 164H29L28 162L26 163V162H23V161ZM33 160H37L38 162H36V161H34L33 162ZM67 160V161H66ZM84 160H86L88 163H86V164H82L81 165V169H79L78 170V167H80L79 165H80V163L81 162H83ZM139 160V161H138ZM169 160V161H168ZM171 160H173L172 162H171V165L173 166H171L170 165V161ZM195 160H200V162H197L196 161V163L194 162ZM212 160V161H211ZM235 162H234V161ZM246 160V161H245ZM249 160V161H248ZM41 161V162H40ZM59 163H58V162ZM65 161V162H64ZM72 161V162H71ZM86 161H84V162H86ZM134 163H133V162ZM144 162V164H143V162ZM157 161V162H156ZM159 161V162H158ZM186 161H188V163L186 162ZM209 161H210V163H209ZM232 161L234 162L233 163V166H232ZM251 161V162H250ZM36 162V163H35ZM49 162H50V164H49ZM56 162V163H55ZM62 162V163H61ZM77 162H79L78 164H77ZM100 162V163H99ZM102 162V163H101ZM103 162H104V164H103ZM120 164H119V163ZM142 164H141V163ZM175 162H176V165H175ZM181 162L183 163V166H182V164H181ZM192 162V163H191ZM213 162H215L216 164H214ZM225 162V163H224ZM250 162V163H249ZM254 164H253V163ZM14 163H16L15 165H14ZM18 163V164H17ZM34 163L36 164V165H34ZM38 163H39V165L40 164H42V168L38 165ZM51 163H53V165L51 166ZM72 163V164H71ZM99 163V164H98ZM116 163H117V165H118V167H116L117 165H116ZM132 163V164H131ZM135 163H137V164H135ZM154 163H156V165L154 164ZM158 163V164H157ZM196 164L197 165V167L198 166H200V170H202L201 171V174H198L197 176L199 177V178H197V177H193V176H196V175H194V172L196 173H198V171L197 170H199V169H196L197 167H195L194 168V166H196V165H193V164ZM209 163V164H208ZM221 163V164H220ZM226 163H228V164H226ZM243 163V164H242ZM246 163H248V164H246ZM258 163V164H257ZM27 164H29L30 166H29V168H28V170L26 169V166L28 167V165ZM46 164H49V165H46ZM58 164V165H57ZM66 165V166H64V165ZM69 164H71L70 166H69ZM98 164V167L100 166H102L103 168H104V166H105V169H103L102 167V169L99 167H95V165H97ZM110 164V165H109ZM141 164V165H140ZM177 164H178V166H177ZM184 164H185V168H183L184 167ZM213 164V165H212ZM221 165V167H223L224 168V166L223 165H225L226 164V166L225 167H227L228 165V167H229V169H230V171L228 170V167L224 170V169H222V168H220L219 169V167L218 166H220ZM11 165H14L13 166V168H11ZM19 165V166H18ZM21 165V166H20ZM43 165H45V166H43ZM60 165V166H59ZM62 165V166H61ZM78 165V166H77ZM84 165V166H83ZM116 165V166H115ZM153 165H155V166H153ZM190 165H192V166H190ZM215 165V167H213ZM218 165V166H217ZM254 165H255V169H254ZM15 166H17V169H18V171L17 170H15L16 169V167ZM31 166H33L34 168H35V170H33V169H31L30 167ZM35 166H37V167H35ZM38 166H39V169H37L38 168ZM56 166H59V169H58V167H56ZM72 166V167H71ZM90 166H92V167H94V169L96 170V175H94L95 174V172H93L92 173V171H95L94 169H90ZM107 166H108V168H107ZM111 166V167H110ZM114 168H113V167ZM175 166V167H174ZM188 166H190V167H192L193 169H191L190 170V168L188 167ZM236 166H237V168H236ZM250 166V167H249ZM8 167H9V169H10V173H15L16 172V174H14L15 176H18V180L19 181H17V179H15L16 177L13 175L12 176V178H11V174L9 173V169H8ZM22 167H24V169L23 170H19V169H21ZM32 167V168H33ZM43 167H44V169L47 167V170L45 169H43ZM67 167V168H66ZM139 167H141V168H139ZM144 167V168H143ZM172 167V168H171ZM231 167H233V169L231 168ZM258 169H260L261 167H262V170H258ZM40 168L41 169H43V170H41L40 171ZM50 168V169H49ZM52 168V169H51ZM69 168H71V169H69ZM74 168V169H73ZM88 168L90 169L89 170V172H88ZM109 168L111 169V170H109ZM127 168V169H126ZM131 170H133L134 168V171H131ZM160 169V170H157V169ZM179 168H181V169H179ZM212 168V169H211ZM37 169V170H36ZM73 169V170H72ZM83 169V170H82ZM173 169V170H172ZM180 170V172L178 171V170ZM183 169V170H182ZM189 169V172L190 173H192V175L191 174H188V171L187 170ZM215 169V170H214ZM254 169V170H253ZM256 169H257V171H256ZM14 170H15V172H14ZM40 171V172H42L41 174H39L37 171ZM57 170V171H56ZM68 170H72V173H71V171H68ZM76 170H78V171H80V173L77 171L75 174H74V172ZM92 170V171H91ZM103 170V171H102ZM105 170H107V172L105 171ZM116 170L118 171V172H116ZM156 172H155V171ZM162 170H164V171H162ZM165 170L168 172V170L170 171V173H173L174 171V177L176 178V176L177 175H179V174H181V175H183L184 173H186L187 172V174H184L182 177H181V175H179V179L180 180H178V177H177V179H176V181H175V178H173V179H170L171 181H168L169 179H165V177L168 175V174H170V173H161V172H165ZM185 170H186V172H185ZM199 170V171H200ZM223 170H224V173H222L223 172ZM231 170H233V171H231ZM243 170V173L242 172H240V171H242ZM4 171H8L7 173L8 174H6V172L5 173H3ZM20 171V172H19ZM30 171V176L28 175L29 172ZM36 171V173H38V175L37 174H34V172ZM54 171L56 172L55 173V176H54ZM64 171V173H61V172H63ZM67 171V172H66ZM74 171V172H73ZM98 171H100V172H98ZM109 171V172H108ZM125 171V172H124ZM138 171L140 172V173H138ZM142 171V172H141ZM150 171V173H148ZM159 171V172H158ZM177 171H178V173H177ZM184 171V172H183ZM194 171V172H193ZM246 171L248 172V173H246ZM254 171V172H253ZM256 171V172H255ZM17 172H19V174H21L20 175V177H19V174L17 173ZM22 172V173H21ZM52 173V175H51V173ZM70 172V174L71 175H73V177L71 176V175H69L68 173ZM88 172V173H87ZM104 172V173H103ZM130 172V173H129ZM136 174H135V173ZM159 173V175H160V177L159 176H157V178H156V175ZM181 172H183V174L181 173ZM12 173V174H13ZM23 173L24 174H26V173H28V174H26L27 176H25V175H23ZM44 173V174H43ZM61 173V174H60ZM78 173V174H77ZM93 175H92V174ZM101 174V176L99 175V174ZM129 173V174H128ZM151 173H153V174H151ZM154 173H156V174H154ZM196 173V174H197ZM200 173V172H199ZM204 173V174H203ZM250 174V176H248V175H246V174ZM8 175V176H6L5 178H4V176L3 175ZM31 174H34V175H31ZM46 174V175H45ZM76 174L77 175H79V176H81L82 177V174H84L83 176H85V174L90 178V179H88V177H86V178H80L79 176H76ZM88 174H90V175H92V177L91 176H89ZM99 176H98V175ZM126 174V175H125ZM134 174L135 175H138V176H135L134 177ZM147 174H149V175H147ZM166 174V175H165ZM202 174H203V176H202ZM10 175V176H9ZM37 175V176H36ZM40 175L41 176H46V177H40ZM59 175H61L60 177H59ZM71 176L70 178H72V179H66V178H68L69 176ZM106 175V176H105ZM147 175V176H146ZM153 175H155L154 177H152L153 179V182H152V180H151V176H153ZM164 175V176H163ZM172 174H170V175H168L166 178H168V177H171V176H173ZM176 175V176H175ZM189 175H191L190 176V179H192L191 181H192V183H191V181H190V179L188 178V176ZM205 175V176H204ZM246 175V176H245ZM3 176V177H2ZM22 176V177H21ZM48 176H49V178H48ZM53 177V178H51V177ZM68 176V177H67ZM97 176L99 177V178H97ZM103 176V177H102ZM207 176V177H206ZM226 176V175H225ZM238 177V179H236L237 177ZM242 177L241 179H240V177ZM247 176H248V180H246L247 179ZM261 176H263V177H261ZM15 177V178H14ZM24 177H26L27 179L26 180H28V182H26V180L24 181ZM54 177H55V179H54ZM74 177H76V178H74ZM79 177V178H78ZM94 177V178H93ZM96 177V178H95ZM123 177H125L124 179H123ZM136 177H138V178H136ZM160 179H159V178ZM184 177V178H183ZM185 177H187V178H185ZM212 177H214L213 175L211 176V178ZM220 177H221V179H220ZM246 177V178H245ZM24 178V179H23ZM29 178V179H28ZM31 178V179H30ZM51 178V179H50ZM57 178V179H56ZM93 178V179H92ZM102 178V179H101ZM128 178V179H127ZM135 179V180H131V179ZM145 178V179H144ZM147 178H150V180H151V182H150V180H147ZM182 178V179H181ZM196 180H195V179ZM201 178H204L205 180H207V179H209L208 181V183H206V181L205 180H202ZM253 178V179H252ZM14 179V180H13ZM20 179L22 180V183H21V181H20ZM32 179L33 180H35V181H32ZM40 180L41 182L40 183H34V182H37L36 180ZM66 179V180H65ZM80 179V180H79ZM103 179H104V181H103ZM106 179V180H105ZM141 179V180H140ZM142 179H144L143 181H144V183H145V185L147 184V183H149L151 186H152V188L151 187H149V186H146V187H144L145 185H144V183H143V181H142ZM183 179H185V180H183ZM187 179V180H186ZM189 179V180H188ZM199 179V180H198ZM201 179V180H200ZM29 180L30 181H32V183L30 182L29 183ZM43 180V181H42ZM61 180L62 181H66V182H63V188H65L66 190H62L61 189V186H59V185H62V182H61ZM67 180H69V182L67 181ZM71 180L74 182H71ZM82 180H84V181H82ZM90 180V181H89ZM94 180V181H93ZM125 180V181H124ZM129 180V181H128ZM138 180V181H137ZM155 180H157L156 181V183H155ZM174 180V181H173ZM195 180V181H194ZM198 180V181H197ZM14 181H17V182H14ZM93 182L92 184H86L87 182ZM96 181V182H95ZM134 181V182H133ZM135 181H137L138 183H136ZM142 181V182H141ZM147 181H149V182H147ZM165 183H164V182ZM166 181H167V183H166ZM175 182V183H177V181H186V182H180L182 185H184L183 187H182V185L179 187V183L178 184H174L173 182ZM200 181L202 182L203 181V183H200ZM11 182V183H10ZM24 182V183H23ZM49 182V183H48ZM55 182V183H54ZM88 182V183H89ZM140 182V183H139ZM147 182V183H146ZM189 182V183H188ZM196 182V183H195ZM235 182V183H234ZM239 182L241 183L240 184V186L238 185L239 184ZM243 182V183H242ZM26 183H28V184H26ZM61 183V184H60ZM64 183H65V185H64ZM85 183V184H84ZM143 183V184H142ZM165 185H164V184ZM173 183V184H172ZM191 183V184H190ZM194 183V184H193ZM10 184H11V187H9L10 186ZM14 184V185H13ZM24 184H26L27 186V188L24 186ZM36 185V186H33V185ZM41 184H42V186H41ZM56 184H58V186H55ZM67 184V185H66ZM83 184H84V186H83ZM128 184V185H127ZM132 184H133V187H132ZM139 184V185H138ZM149 184H147V185H149ZM155 184V185H154ZM169 184V186H167V185ZM204 184H206V185H204ZM227 184V185H226ZM234 184V185H233ZM9 185V186H8ZM24 186V188H23V186ZM28 185H30L29 187H28ZM52 185H54L53 186V190L51 189L52 188ZM91 185V186H90ZM126 185H127V187H126ZM135 185V186H134ZM172 185V186H171ZM176 187H175V186ZM192 185V186H191ZM196 187H194V186ZM233 185V187H231ZM20 186H21V188H20ZM83 187V188H81V187ZM85 186H88V187H85ZM129 186L131 187L130 189H129ZM141 186V187H140ZM142 186H143V188H142ZM153 186H155V187H153ZM174 186V187H173ZM187 186H190V187H192V188H195V189H191L190 187L189 188H187V190L189 189H191V190H194L195 192H201V193H195L194 191L192 192L191 190L190 191H187L184 187H187ZM205 186V187H204ZM212 186V187H211ZM213 186H216V187H213ZM218 186H219V188H218ZM222 188H221V187ZM226 186V187H225ZM246 186V187H245ZM247 186H249V187H247ZM32 187H35V188H32ZM42 187V188H41ZM80 187V188H79ZM85 187V188H84ZM92 187V188H91ZM119 187V188H118ZM124 187H126V188H124ZM134 187H136V188H134ZM147 187H148V190H147ZM159 189H157V188ZM165 187V188H164ZM178 187V188H177ZM201 190H199L198 188ZM203 188H206V189H209L210 191H212V189L214 190V195H213V193L211 192L210 193V191L208 190V191H206L205 189H203V193H202V189ZM207 187H209V188H207ZM211 187V188H210ZM229 187V188H228ZM236 189H235V188ZM27 190H26V189ZM29 188V189H28ZM30 188H32V189H30ZM67 188H68V190H67ZM71 188V191H69V189ZM88 188L90 189V190H88ZM128 188V189H127ZM134 188V190H132ZM146 188V190H144L145 192H143V189H145ZM150 188V189H149ZM166 188H168V189H170L171 190V188H172V191H173V193H172V191H170V190H168V189H166ZM179 189L180 190V192H181V190L183 191V192H178L179 190H177V189ZM214 188H217V189H219L220 190V192H219V190L218 191H216L217 189H214ZM19 189H21L24 193H22L21 194V190H20V194H18L19 193ZM25 189V190H24ZM73 189V190H72ZM86 191H85V190ZM119 189H120V192L119 193H121L122 194V198H121V196L119 197V195H121V194H119L118 193V191H119ZM137 189H141L142 191H140V190H137ZM155 189H157V190H155ZM175 189V190H174ZM224 189L226 190V191H228V192H224ZM242 189H246V190H242ZM15 190H16V192H15ZM28 190L30 191V192H28ZM52 190V191H51ZM60 191V193H58V192H56V191ZM82 190H84V191H82ZM90 192V193H87L88 191ZM136 190V191H135ZM160 190H161V192L162 193H164V195H165V197H164V195L160 192ZM164 190L165 191H168V192H164ZM207 192H205V191ZM248 190V191H247ZM36 191V192H37ZM51 191V192H50ZM54 191V192H53ZM69 191V192H68ZM132 191V192H131ZM137 192V193H133V192ZM147 191V192H146ZM156 192L155 194H160V198L158 197V195H155L154 194V192ZM178 193H177V192ZM223 191V192H222ZM243 191V192H242ZM246 191V192H245ZM28 192V193H27ZM45 192V193H44ZM71 192V193H70ZM94 192V193H93ZM97 192V193H96ZM144 194H143V193ZM158 192V193H157ZM171 192V193H170ZM188 194V196L190 197H188V196H184L186 193ZM205 192V193H204ZM208 192H209V194H208ZM27 193V194H26ZM55 193L58 195H55ZM66 193H68V195L66 194ZM92 193V194H91ZM140 193H142V195L140 194ZM146 193H147V195H146ZM151 193H152V195H151ZM177 193V194H176ZM194 193V195L193 196H196V195H201V194H205V195H203V198L201 197V196H197V197H200L201 199V202H203V206H202V208H199L200 206L198 205L199 203H201L200 202V200H199V198H198V201L196 200L197 198L196 197H193L192 196V194ZM216 193V194H215ZM234 193V194H233ZM33 194H31V195H33ZM46 194H51L50 195V197H54V203H52V201L53 200H51L48 196L49 195H45ZM67 196H66V195ZM72 194L74 195V196H72ZM94 194V195H93ZM96 194V195H95ZM99 194H101V195H99ZM107 194V195H106ZM132 194H134L133 196H132ZM163 196H162V195ZM166 194H168L169 196H171L172 194H174V195H176V196H171V198L173 197H175V199H171L169 196H166ZM186 194V195H187ZM218 194H220V195H218ZM18 195V196H17ZM21 195V196H20ZM63 195H64V197H63ZM70 195H71V197H70ZM93 195V196H92ZM125 195V196H124ZM143 195H145L146 197H147V199H146V197H144ZM148 195H149V198L150 199H152V197L151 196H155V197H153V203H156V204H154L153 206H151L150 205V203H151V201L150 200H148L149 198H148ZM192 197H191V196ZM209 195H211V196H209ZM213 195V196H212ZM215 195H216V197H215ZM24 196H22L21 197V200H23V199H26L27 197H24ZM43 196H45V197H48L49 199H50V201L49 200H46V199H48V198H45V197H43ZM98 196V197H97ZM101 196V197H100ZM104 196H105V200H104ZM113 196H115L114 198H113ZM130 196V197H129ZM142 196V197H141ZM162 196V197H161ZM178 196V197H177ZM56 197V198H55ZM57 197H59V199L57 198ZM60 197H62V199L60 200ZM68 197V198H67ZM80 197H81V199L83 198V200H82V202L83 203H81V199H80ZM96 197V198H95ZM112 197V198H111ZM125 197V198H124ZM129 197V198H128ZM141 197V198H140ZM158 197V198H157ZM166 197H168V198H170L169 199V202H170V205L168 204V203H166V202H168V200H166L165 198ZM185 197V198H184ZM188 197V198H187ZM211 197V198H210ZM214 197V198H213ZM40 198H42L43 200L45 199L46 200V202H51V203H49L50 204V206L52 205V206H54L53 208H50V206H48L49 204L47 203L46 205H47V207H45L46 205H45V203H44V205L45 206H43L42 204H41V201H42V199L39 201V199ZM98 198V199H97ZM103 198V199H102ZM108 198V199H107ZM121 198V199H120ZM124 198V199H123ZM142 198H144V199H142ZM156 199V201H155V199ZM162 198L163 199H165V200H162ZM179 198V199H178ZM196 198V199H195ZM218 198V199H217ZM223 198V199H222ZM97 199V200H96ZM117 199H119V200H117ZM132 199V200H131ZM134 199V200H133ZM141 199H142V201H144V203L143 202H140L141 201ZM145 199L147 200V201H149L148 202V204H145V203H147V201H145ZM161 199V201H163V202H165V203H163V202H161V204H160V202H159V200ZM177 199V201H175ZM205 199V200H204ZM206 199H209L208 201L206 200ZM213 199V201H211ZM215 199V200H214ZM14 200V199H13ZM35 202H34V201ZM57 200H58V202H57ZM63 200V201H62ZM65 200V201H64ZM67 200H68V202H69V204H68V202H67ZM78 202H77V201ZM79 200H80V203H79ZM103 200H104V202L105 201H107V202H105V203H103ZM108 200H111V201H108ZM172 200H174V201H171ZM179 200H182V201H179ZM186 200H188L187 202H188V204H189V200H191L192 202H194V200H196V203L198 202V204H196V203H192V205L194 206V204H196L197 206H199L198 208L200 209V213L198 214V219L197 220H195V217L197 216V213H195L196 211V205H195V208L194 207H192L193 209H191V208H189V207H187V208H185L183 205V207L185 208V210H187V209H190L189 210V213H190V215H188L189 213H188V211H187V214H184V213H186V211L184 212V208L182 207V209L180 208V204H179V206H178V208H177V203L178 202H180V203H182L183 201H185L186 202ZM202 200H204V201H202ZM218 200H220V201H218ZM99 201H102V203H100ZM139 201V202H138ZM206 201V202H205ZM32 202V203H31ZM43 202V201H42ZM45 202V201H44ZM55 202H56V206H55ZM62 202H64V206H62L63 204H62ZM67 202V203H66ZM157 202H159V204L158 205H160V208L161 207H163V209H165L166 210V208H168L167 210L168 211H170V212H168L167 210H166V212H168V213H165L164 211L165 210H163V209H160L159 207V209L161 210L160 211V213L162 214V213H164L163 215L165 216V214H166V216H167V218L166 217H164L163 215H161L160 216V214L158 213L159 212V209L157 208ZM186 202V203H187ZM208 202V203H207ZM215 202V203H214ZM0 203H1V200H0ZM59 203H61V204H59ZM76 203V204H75ZM85 203V204H84ZM153 203H151V204H153ZM165 204V205H163V204ZM176 203V206L174 205L173 207H171L170 208V206H172L173 204H175ZM184 203V202H183ZM186 203H184V204H186ZM207 203V204H206ZM65 204H67V205H65ZM79 204V205H78ZM80 204H82V207L80 206ZM83 204L84 205H88V207L87 208H85L84 206H83ZM134 204H140L139 206L137 205V209H136V214H137V212H139L138 210H140V213H138L139 214V216L138 215H135L136 217H138V218H136V223L138 224H134L133 226L132 225H129L130 223L129 222H126V220H127V217H126V215H125V212L124 211H127L125 208H127L128 206L131 208V206L132 205H134ZM141 204H142V206H144V205H146V206H144V207H142L141 206ZM172 204V205H171ZM190 204H191V202H190ZM189 204V205H190ZM212 204V205H211ZM15 205V204H14ZM29 205V206H28ZM43 207H42V206ZM71 207H69V206ZM150 205V206H149ZM156 205V206H155ZM168 207H167V206ZM30 206H31V208H33L32 210H31V208H30ZM37 206V207H36ZM51 206V207H52ZM164 206H165V208H164ZM185 206H187V204L185 205ZM39 207L41 208V210L39 209ZM49 207V209H47V210H45L46 208H48ZM59 207H60V210H58L57 211V214L55 213L56 212V210H53V209H59ZM64 207H66V209L64 208ZM69 207V209H67ZM79 207V208H78ZM129 207H128V209H129ZM148 207H151L150 209L148 208ZM153 207H155V209L157 208L158 209V212H156L157 211V209L155 210V213H154V211L152 212V209H153ZM35 208V209H34ZM42 208H44V210H45V212L42 210ZM181 210H180V209ZM27 209V210H26ZM65 209V210H64ZM125 209V210H124ZM144 209H146L148 212H146V210L144 211ZM151 210V212L152 213H149L150 211L149 210ZM170 209V210H169ZM174 209L175 210H177L178 211V213L180 212L181 213V211H183L184 213H182V214H180V215H176L177 214V212H174ZM179 209V210H178ZM195 209V210H194ZM199 209H197V211H199ZM211 209H213V210H211ZM25 210H26V212H25ZM64 210V212H62ZM120 210L121 211H123V213L121 212L120 213ZM154 210V209H153ZM162 210H163V212H162ZM173 211V213H175V214H173L172 213V211ZM193 210V211H192ZM141 211H143V212H141ZM191 211V212H190ZM213 213H212V212ZM8 212V213H9ZM14 212H15V215H14ZM23 212V213H22ZM39 212H44V213H47V214H50L51 216H49V215H43L42 213L40 214ZM61 212V213H60ZM70 212V213H69ZM195 214H194V213ZM210 212V213H209ZM9 213V214H10ZM21 213V214H20ZM32 213L34 214V215H32ZM54 213H55V218L52 216V214L54 215ZM207 213H208V216H207ZM67 214H68V216H67ZM69 214H72V216L70 215L69 216ZM120 214H123V217H121L122 215H120ZM150 214H152V215H154V216H151ZM158 214V215H157ZM184 214V215H183ZM18 215H19V217H18ZM26 216V217H23V216ZM29 215H32V216H28ZM75 215V216H74ZM120 217H119V216ZM148 215V216H147ZM149 215H150V217H149ZM170 215H173V218H172V216H171V218H170ZM175 215V216H174ZM206 215V216H205ZM11 216H14L13 218L11 217ZM16 216V217H15ZM42 216V218H41V220L43 219L44 220V218H46V220L47 221H42V222H44L45 224H47V225H45L44 223L43 224H41V225H44V226H39L40 225V217ZM57 216V217H56ZM115 216V217H114ZM192 216V217H191ZM195 216V217H194ZM39 217V218H38ZM59 217V218H58ZM66 217H68L67 219H65ZM117 217H119V219L117 218ZM160 217V218H159ZM165 219H164V218ZM178 217V218H177ZM13 219V221H15V223L12 221V219ZM17 219V221H16V219ZM20 218H21V220H20ZM49 218V219H48ZM52 218V219H51ZM70 218V219H69ZM161 218H163V219H161ZM177 219L178 221L176 222V221H173V219ZM184 218V219H183ZM187 218V220L185 221V219ZM194 218V219H193ZM51 219V220H50ZM55 221H54V220ZM64 221H63V220ZM141 221H139V220ZM170 219H171V221H170ZM182 219V221H179V220H181ZM50 220V221H49ZM65 220H67V222L65 221ZM121 220H123V222L121 223ZM12 221V222H11ZM36 221H39L38 223L39 224H35V222ZM53 222V223H51V224H53L52 226H50V225H48L49 223L48 222ZM57 221V222H56ZM69 221L72 223V224H74V225H72L71 223H69ZM120 221V222H119ZM127 221H129V220H127ZM138 221V222H137ZM142 221H143V223H142ZM187 221H188V224H187ZM192 221H196V222H192ZM26 222H28L27 223V225H26ZM54 222H56V223H54ZM59 222V223H58ZM65 222V223H64ZM124 222H126V223H124ZM140 222V223H139ZM176 222V223H175ZM186 222V223H185ZM13 223V224H12ZM32 223H33V225H35V226H37L38 225V228H37V230H36V227L34 228L33 227V225H32ZM37 223V222H36ZM62 223V224H61ZM67 223V225H66V227L64 226L65 224ZM118 223V224H117ZM183 223H185L186 224V227L184 226L185 224H183ZM191 223H194V225L192 224L191 225ZM116 224H117V226L118 225H120V226H118V228L115 230V227H116ZM123 224H125V226L126 227H124V226H122ZM183 224V225H182ZM13 225V226H12ZM18 225H19V228L18 229H16L17 227H18ZM28 225H29V227H28ZM32 225V226H31ZM61 225H63V226H61ZM71 225V226H70ZM108 225V226H107ZM110 225H112L113 226V228L110 226ZM142 225H144V227H141ZM188 225V226H187ZM22 226V227H21ZM31 226V227H30ZM46 226V227H45ZM68 226H69V228H68ZM75 226V227H74ZM99 226H100V228L102 229V230H104V231H102V230H100V228H99ZM107 226V227H106ZM131 227L130 229L131 230H133V232L129 229V227ZM135 226V227H134ZM172 226V227H171ZM173 226H175V228H176V230H174V228H173ZM25 227H27L28 229H26ZM44 227V228H43ZM47 227H48V229H47ZM51 227V229H49ZM102 227H104V229L102 228ZM120 227V228H119ZM121 227H122V229H123V231H125V233L127 234H123V232H122V230H120L121 229ZM124 227V228H123ZM134 227V229H132ZM139 227V228H138ZM170 227H171V229H170ZM13 228V229H12ZM59 228H61V229H59ZM63 228H64V230H63ZM70 229V230H68V231H66V229ZM76 228H78V229H81V230H77ZM106 228V229H105ZM127 228V229H126ZM15 229V230H14ZM24 229H26V230H24ZM54 230V232H53V230ZM58 230V232H57V230ZM84 229V230H83ZM125 229V230H124ZM129 229V230H128ZM13 230H14V232H13ZM16 230H21V232L20 231H17L18 233L16 234ZM23 230V231H22ZM27 230H28V232H27ZM46 230V231H45ZM51 230V231H50ZM118 230V231H117ZM128 230V231H127ZM155 230H158V231H156V232H154ZM168 230V231H167ZM172 230V231H171ZM186 230V232L187 231H189V232H185L186 234L184 235V233H183V231H185ZM24 231H26V232H24ZM29 231L32 233V234H30L29 233ZM35 231H38V232H35ZM49 231V232H48ZM62 233H64V234H61V232ZM75 231V232H74ZM80 231H84V234L82 233V234H80L81 232ZM115 231H117V232H115ZM121 231V232H120ZM131 231V232H130ZM151 231V232H150ZM20 232V233H19ZM52 232H53V234H52ZM77 232L79 233V234H77ZM120 232V233H119ZM129 232V233H128ZM153 232V235L152 234H150V233H152ZM170 232V233H169ZM191 232V233H190ZM23 235H22V234ZM27 233V234H26ZM29 233V234H28ZM35 233V234H34ZM39 233H41V234H39ZM52 236V237H54V238H56V239H60L62 236H64V237H62L61 239L62 240H64L65 238H68V237H70V238H68V239H66L65 241H63L62 242V240L60 239V240H58V241H61L60 243L57 241V240H55L54 238H53V240L54 241H52V238H51V236H49V234ZM68 233H69V236H68ZM72 233V235H70ZM74 233H75V235L77 234V236L78 235H80V236H78V240H77V236L74 238L73 236H75L74 235ZM105 233V234H104ZM117 233H118V235H117ZM137 234V235H135V234ZM148 233H149V235H148ZM155 233V234H154ZM167 233H168V235H167ZM171 233H173V234H171ZM37 234V235H36ZM45 236H44V235ZM46 234H48L47 236L48 237H50L49 239L51 240V243L49 242L50 240L48 239V237L46 236ZM56 234V235H55ZM59 234V235H58ZM85 234H87V235H85ZM133 234V235H132ZM184 235V236H188V237H182V235ZM189 234V235H188ZM12 235V234H11ZM55 235V236H54ZM61 236V237H56V236ZM85 235V236H84ZM123 235V236H122ZM135 235V236H134ZM152 235V236H151ZM170 235H172L171 236V238H170ZM179 235H181V237L179 238ZM38 236V237H37ZM68 236V237H67ZM82 236H84V237H82ZM104 236H106V237H104ZM118 237L117 239L115 238L114 239V237ZM122 236V237H121ZM166 236H169V238L170 239H168ZM175 236V237H174ZM32 237V238H33ZM45 239H44V238ZM47 237V238H46ZM75 239V241L73 242L72 240H74L73 238ZM103 237V241H101L102 238ZM109 238V240H111L112 238H113V240H111L112 242H110L109 240H107L108 238ZM149 237V238H148ZM151 237V238H150ZM174 237V238H173ZM35 238H34V240H35ZM41 238H43V239H41ZM81 238V239H80ZM107 238V239H106ZM120 238L122 239V240H120ZM150 239V241L151 240H154V239H156V238H158V239H156V241L158 240V242L160 243V244H157L158 242H155V240L154 241H149L148 239ZM160 238V239H159ZM184 238V239H183ZM187 238V239H186ZM80 239V240H79ZM181 239H183L184 240V242H183V240L181 241ZM38 240V241H39ZM49 240V241H48ZM72 241V242H70V241ZM114 240H120V242H114ZM146 241V243H145V241ZM37 241V240H36ZM48 241V242H47ZM69 241V242H68ZM98 241H99V243H98ZM105 241V242H104ZM142 241H144L143 242V244H142ZM160 241H162V242H160ZM167 241H170V242H167ZM173 241H175V243L172 245V242ZM46 242V243H45ZM54 242V243H53ZM66 242H68L67 244H65ZM107 242V243H106ZM110 242V243H109ZM148 242V243H147ZM150 242V243H149ZM50 243V245H48ZM73 243H74V245H73ZM168 243H170V244H168ZM22 244H24L25 246L27 245L26 243H22ZM61 244H64V245H66V246H64V245H61ZM155 244V245H154ZM23 245V246H24ZM54 245H56V247H57V245L61 248V249H63V250H61V252H60V254H59V251H57L55 248V246ZM73 247H72V246ZM24 246V248H26ZM32 246V245H31ZM30 246V247H31ZM48 246V247H47ZM69 246V247H68ZM116 248H115V247ZM163 246H164V248H166L165 250H164V248H163ZM169 246V247H168ZM10 247H12V248H10ZM28 247V246H27ZM54 247V249L52 250V252H51V250L50 249H52V248ZM58 247V248H59ZM45 248H47L48 250H50V252L47 250V249H45ZM57 248V249H58ZM71 249H73V250H71ZM116 250L115 252H116V256L114 255V253H113V255L112 256H109V255H111L112 254V252H111V250ZM7 250H9V251H7ZM12 250V251H11ZM36 252H35V251ZM55 250V251H54ZM107 250H109L111 253L110 254H108L109 253V251H107ZM112 250V251H113ZM15 253H14V252ZM41 251H43V253L41 252ZM53 251H54V257H53V255H52V253H53ZM56 251H57V254H55L56 253ZM9 252V253H8ZM34 252V253H33ZM39 252H41V253H39ZM28 253H29V255H30V262L28 263L27 261H28V259L29 258H27L28 257ZM37 253V254H36ZM25 254V255H24ZM40 254H42V255H40ZM49 254V256H47L46 257V255H48ZM51 254V255H50ZM69 254V255H68ZM74 254V255H73ZM21 257H20V256ZM33 255V256H32ZM34 255H35V257H34ZM64 255H65V257H64ZM77 255V256H76ZM18 256L21 258H18ZM27 256V257H26ZM31 256L33 257V258H31ZM63 256V257H62ZM66 256H69V257H66ZM74 256H76V257H74ZM109 256V257H108ZM114 256H115V258H114ZM25 257V258H24ZM37 257H39V258H37ZM57 257H59L58 259H60L61 257H62V259H60V261L58 260V259H55V258H57ZM78 257V258H77ZM23 258V259H22ZM27 258V259H26ZM36 260H35V259ZM41 258V259H40ZM43 258H44V261H43ZM48 258V259H47ZM73 258V259H72ZM76 258V259H75ZM32 259H34L35 260V262L32 260ZM45 259H47V260H45ZM50 259V260H49ZM53 259H55V261L57 262H54L53 261ZM65 260V261H62V260ZM114 259V260H113ZM3 260V261H2ZM73 260V261H72ZM75 260V261H74ZM17 261V263H15ZM49 261V262H48ZM53 261V262H52ZM59 261V262H58ZM70 261V262H69ZM33 262V263H32ZM45 262V263H44ZM74 262V263H73ZM78 262V263H77ZM25 264V263H24Z\"/></svg>", "mask_w": 264, "mask_h": 264}, {"label": "bare ground", "instance_id": "obj_2", "mask_svg": "<svg viewBox=\"0 0 264 264\" xmlns=\"http://www.w3.org/2000/svg\"><path fill=\"white\" fill-rule=\"evenodd\" d=\"M8 0H0V11H4V12H0V29L2 28V26H4V25H6V24H9V25H11V26H9V27H7V28H2L1 30H0V93L2 92V89H4V91H3V93L1 94V95H7V103H9L10 104V102L11 103H13V104H20V105H18V106H16L15 105V109H10L11 111H9V109L8 108H6L5 106L3 107L2 106V104H0V111L1 110H3L1 113H0V136H1V134H2V136H3V138H1V140H0V144L2 145V143H4V141H9V143L10 142H14L16 139H19V141L21 140V141H25V143L26 144H30L31 142L30 141H33L35 138H37L36 136H41V137H39L40 139L41 138H43L42 136L44 135L45 137H46V135H45V133H47L46 131L48 130V129H50V128H48V127H50L49 125H47V128L48 129H46L45 130V128H46V126H44L48 121L46 120V118L48 119V117H52V116H54V125H52V126H54V128H56V126H58V121H59V114L60 113H63L64 111H66V112H68V114H69V111L71 112V110H74V111H76V109H74V108H77V111L78 112H76L77 114L79 113V111H80V113L83 115V118H85L86 119V121H87V123L85 122V124H90L89 125V127L91 128V123L93 124V126H94V123H95V121H94V116H97L98 117V119L100 120V119H102V115H101V110H103L104 109V111H105V109L107 108L106 106H107V99L109 100V99H112L113 100V98H114V100H116V102H115V107H119V109L118 108H115V110H114V108L113 109H109L108 111H110L111 110V113H112V111H115V114H116V117L117 116H120L121 115V111L123 110V106L126 104V103H128V105L126 104V106H129L130 105V99L131 100H133L135 97H139L140 99H141V101H137V102H140L141 103V105H133V103H134V101H133V103H132V105H131V107H129L130 108V113L128 114L129 116H128V119L130 120V122H132L131 123V125L133 124L134 125V129H136L135 128V126H138V125H143V124H145V125H148V124H153V123H156L157 122V126H159V127H156V126H154V128H155V131L154 132H156V134H155V139H153V140H157L156 138H158L159 140H161V141H163V139H164V136H165V133L163 132V131H165L166 130V128L165 129H163L164 127H166V126H168V125H165V126H163V128L162 127H160L161 125H164L163 124V122L165 121V118L166 119H168L166 122H172V127H171V125H170V129H171V132H173L174 133V143H172L173 141H171V144H174V145H171V146H174L175 147V150H174V153H175V155L177 154V156L178 155H183L182 153L184 152V154H185V151H183L182 152V150L185 148V149H188V152H190V154H191V152H194V155L193 154H191V156H189V158H191V160H193V158L195 157V155L197 154V153H195V151H198V150H196V148L198 149V144L196 145V143H195V145H196V148H194V147H192V146H195V145H192V143L191 142H188V143H191V144H188V145H190V146H188L187 147V144H185V142L187 143V141L189 140H187L184 136V134H181L179 131H178V129H177V125L179 124V122L177 121V120H175V122L177 121L178 122V124H175L174 123V121H172L173 120V116H174V114H173V111H174V113H175V109H176V107H183L184 106V108H185V106L187 105V103L188 102H186L185 104L186 105H181L182 103L184 104V101L183 100H185V101H187L188 100V98L190 97V100L189 101H191L193 98L192 97H194L193 96V93H195L193 90H192V96H189V95H191V91L190 92H188L189 91V89H190V87H187V86H185L184 85V87L182 88L183 89V94H184V96L186 95V98L185 99H183V100H181V99H179V100H181L182 101V103L180 102V101H178V99H177V97L176 98H172V96L170 95L171 93L172 94H174V92L176 93V89H180L179 88V86L180 85H177L176 83L179 81V83L178 84H182V82L183 83H185V84H188L189 85V83L190 82H194V80H193V78L192 79H190L191 77H190V75H188L187 74V72L185 73V74H187V76L185 75V74H183L182 72H184V71H186V69H187V71H188V69L190 70V66H194V65H196V63L197 62H200L201 60H203V61H205L206 62V64H207V67L208 66H210L211 64H212V60H214V59H218L219 57H221V54L219 53L222 49H223V45H222V47L220 48V46L218 45V44H216V40L217 39H212V37H209V38H211L210 40V43L212 42V41H214L213 43H215V45L214 44H206L207 43V41H205L204 40V42L205 43H201V39L199 40V38L198 37H201V36H203L205 39H207V37L206 36H204V35H198L197 33H196V35H198V36H196V35H194L195 37H194V39L193 38H191V36H189V34H187V37H184V36H182V35H184V34H180L179 36H182V38L180 37L179 38V36H178V39L180 40V42L185 46V48L184 49H186L185 51H183V47H181V46H179V44L181 45V43L179 42V44H178V48L179 47H181L179 50H178V48H176L177 46H176V44H175V49L176 50H178V52L176 51V50H173V52H172V54H166L167 56L165 57V58H163L162 60L160 59H158V56L164 51L165 52V49H169V47H168V44H167V42L169 41H171V39H172V37L171 36H169V37H171V38H169L168 37V34L170 35V33H167V31L170 29L171 30V27H174V26H172L173 24H170V26L171 27H169V26H163V25H166V24H163L162 25V27L160 28L159 26V28L160 29H156V28H154V27H152L150 24V26H135L134 25V23L132 24V22H130V23H122V24H120L119 22L121 21V19H119L118 17L120 16V15H126V14H128V15H131V13H134L135 11H138L139 13H144V12H148L147 11V9H146V6L147 5H152V7L153 6H155V10H151V12L152 11H158V9L160 10V9H164V10H167L168 12L171 10V12L173 11V9L175 10V8L177 7V10H178V8L180 9L181 8V14H183V12L185 11V13H188V16L187 17H185V18H180V17H176V16H174V17H172L171 18V22H181V23H184V22H187V20H195V21H197L196 19H197V14H199V12L197 13V11L196 10H194L193 9V7L191 8V6H195V5H197V4H195V3H193V2H196V0H194V1H192V3H191V6H190V4H188V7H185L186 6V3H190L188 0H186V1H188V2H186L185 0H99V5H98V8L96 7V11H97V13L98 12H100V11H102V13H105V15L106 14H110V16H112V18L111 19H109V17H108V20H105V22L107 21V25L105 26V27H107V28H112V29H117V28H120V29H117V30H113L112 32H110V33H107L106 32V30H104V27H100L101 29H97V32H80V33H78V34H74V32H65L67 29L66 28H68V27H74L75 25H81V24H83V25H85V28H92V27H99V26H101L103 23L102 22H100L99 20H97L96 21V19H101L102 18V16L103 15H99V14H97V13H95V12H90L88 9L89 8H92V6L90 5L91 3H90V0H57V1H55V2H53L52 0H40L39 2L37 1V4H38V6H35V8H33V9H31V7L34 5V2H35V0H15L14 2L11 0V2H13V3H10V5L12 4V8H11V10H10V7H8L7 5V2ZM46 1H52V3H49V4H46L45 2ZM96 1H98V0H96ZM96 1H93V2H95L96 3ZM201 1H203V0H201ZM205 1V0H204ZM211 1V0H210ZM216 1H219V0H216ZM216 1H214L213 3L215 4V2ZM222 1V0H221ZM10 1H8V3H9ZM92 2V1H91ZM198 2H199V0H198ZM224 2V1H223ZM261 2V0H244V2L242 3V4H240L239 5V7H237V8H231V9H229V10H225V12H223L222 13V11H220V7L219 6H215L214 7V9L212 10V9H210V10H212L211 12H210V14H208V15H206V14H203V13H206V12H203L202 13V18L204 19V18H206V17H209L210 19H211V17H214V16H216L218 13H219V11H220V13H221V16L219 17V19L221 20V25H223V26H231V25H235L236 23H237V15L239 14V13H241L240 11L242 10V9H244L246 6H250V5H253V4H259ZM94 3V4H95ZM204 3V2H203ZM217 3V2H216ZM7 4V5H6ZM36 4V3H35ZM86 4H88L89 6H86ZM193 4V5H192ZM195 4V5H194ZM199 4V3H198ZM202 4V3H201ZM213 4V5H214ZM219 4H223V3H220L219 2ZM185 5V6H184ZM94 6V5H93ZM174 6H176V7H174ZM189 6H190V8H189ZM202 6V5H201ZM150 7V6H149ZM174 7V8H173ZM198 7V6H197ZM212 7V6H211ZM154 8V7H153ZM187 8H189V9H187ZM2 9V10H1ZM31 9V10H30ZM228 9V8H227ZM262 9L264 10V7H262ZM149 10V11H150ZM177 10H175V11H177ZM182 10H184V11H182ZM254 10V9H253ZM262 10V11H263ZM8 11H9V13H8ZM93 11V10H92ZM172 12V13H169L170 15L171 14H176V12ZM223 11H224V9H223ZM262 11H260V12H262ZM250 12H252V10L250 11ZM249 12V13H250ZM8 13L9 15H10V13L12 14V18H11V15H10V18H9V15L6 14ZM184 13V14H185ZM208 13V12H207ZM248 13V14H249ZM254 13H255V10H254ZM253 12L252 13H250L249 14V16H253V14H254ZM173 14V15H174ZM178 14V13H177ZM181 14H179L180 16H182ZM133 15V14H132ZM134 15H135V13H134ZM187 15V14H186ZM260 15L262 16H264V11L262 12V14L260 13ZM259 15V16H260ZM8 16V17H7ZM127 16V15H126ZM185 16V15H184ZM200 16H201V13H200ZM205 16V17H204ZM246 17H247V14L245 15ZM248 16V17H249ZM258 16V17H259ZM183 17V16H182ZM217 17V16H216ZM255 17H257V16H255ZM164 18V17H163ZM202 18H201V20H202ZM245 18V17H244ZM198 19H200V18H198ZM176 20V21H175ZM134 21V20H133ZM168 21H169V19H168ZM240 21V20H239ZM104 22V23H105ZM123 22V21H122ZM160 22V21H159ZM194 22V21H193ZM169 23V22H168ZM215 23H217V22H215ZM218 24H219V22H218ZM261 24V25H260ZM259 25H257L256 27L255 26H252V28L253 27H255V28H253L252 30L250 29V28H245V29H241V30H239L238 29V32H240L241 34V36L240 35H236L235 34V38H236V36H237V38H236V41L237 42H235V40H233L232 41V39L234 38V36L232 37H228L227 39H230V38H232L231 40H230V43H226L227 44V46L229 45V46H231V48H233V50L235 51V48H236V46H235V44L237 45V43H239V44H241V43H245V42H248V41H250V40H246V41H244L243 40V38H242V36L244 35V36H248V35H245L246 33H248L249 35H251L252 37L253 36H255V39L257 38L256 37V35H257V33H264V19L262 20V22L260 23ZM132 25H134V26H132ZM217 25V24H216ZM82 26V25H81ZM123 26L125 27H127V28H123ZM175 26H176V24H175ZM27 27H33V28H40V30H43L44 28L46 29V28H49L48 30L46 29L45 31H41V32H39V33H36V32H32V34L33 35H30L29 34V32L28 31H30V29L28 28L27 29ZM177 27V26H176ZM183 27V26H182ZM194 27H196V26H194ZM43 28V29H42ZM121 28H123V29H121ZM178 28H181V27H178ZM64 29H66L65 31H63ZM81 28H78V30H80ZM185 29H186V27H185ZM176 30V29H175ZM174 30V32H176ZM179 30V29H178ZM172 31H173V29H172ZM184 31V30H183ZM173 32V33H174ZM186 31H184V33H185ZM190 32H192V30H190ZM237 32V33H238ZM165 33V34H164ZM186 33H188V32H186ZM193 33V32H192ZM223 33V32H222ZM230 33V32H229ZM164 34V35H163ZM175 34V33H174ZM173 34V35H174ZM231 34V33H230ZM232 34H234V33H232ZM254 34H256V35H254ZM261 34H259L260 36L259 37H261ZM186 35V34H185ZM224 35V34H223ZM263 35V34H262ZM157 36H159V37H161V36H163V37H167L168 39H163L162 41V43L161 44H159V47L158 46H156V45H158L157 44V42L159 41H157L156 42V40L158 39L157 38ZM163 37H161V38H163ZM215 37V36H214ZM218 37L220 38V35H218ZM217 37V38H218ZM258 37V38H259ZM264 37V36H263ZM202 38V37H201ZM208 38V39H209ZM218 38V41H222V40H225L226 39V37L223 39V37H221L220 39ZM234 38V39H235ZM257 38V39H258ZM262 38V37H261ZM170 39V40H169ZM203 39V38H202ZM226 39V42L227 41H229V40H227ZM252 39V38H251ZM260 39V38H259ZM263 39V38H262ZM261 39V40H262ZM264 40V39H263ZM216 41V42H215ZM232 41V42H231ZM168 42V43H169ZM203 42V41H202ZM264 42V41H263ZM155 43H156V45H155ZM159 43V42H158ZM172 43H173V41H172ZM200 43V44H199ZM224 43V42H223ZM171 44L169 43V46H170ZM182 45V46H183ZM161 46V47H160ZM171 46H173V45H171ZM228 46V47H229ZM238 46V45H237ZM159 48V50H157ZM210 48H212V49H210ZM224 48H226L227 50H229V48H227L226 46H224ZM257 49L259 48L260 49V47H256ZM255 48V49H256ZM171 49V48H170ZM173 49V48H172ZM210 49L211 50V52L210 53H208L209 51L208 50ZM207 50V51H206ZM220 50V51H219ZM232 50V51H233ZM252 50H254V49H251V51ZM168 51V50H167ZM174 51H176L175 53H174ZM181 51V52H180ZM205 51L207 52V54H205ZM225 51V50H224ZM223 50L221 51V53L223 54V52H224ZM263 51H264V47H262V49H260L259 50V52L261 53H263ZM170 52V51H169ZM212 52H213V54H212ZM226 52V51H225ZM224 52V53H225ZM252 52H254V51H252ZM252 52H250L248 55H250ZM227 53V52H226ZM229 53H231V52H229ZM157 54H159L158 56H156ZM162 54H164V53H162ZM162 54L160 55V57L162 58V57H164V56H162ZM177 56H176V55ZM212 54V55H211ZM255 54L257 55L258 54V51L257 52H255V53H253V56H255ZM226 55V56H225ZM223 57H221V58H224L225 59V57H228L229 59H230V54H229V56H227L228 55V53L227 54H225ZM174 56H176L175 58H174ZM251 56H252V54H251ZM159 57V58H160ZM246 57H248V56H246ZM219 59L218 61H217V63L220 61V62H222V59ZM227 58V59H228ZM264 58V57H263ZM262 58V59H263ZM224 59H223V61H224ZM226 59V61H228ZM198 60H200V61H198ZM256 60V59H255ZM255 60H254V63H255ZM230 61H232V60H230ZM262 61L264 62V59L263 60H261V58H257V60H256V66L258 67L259 65L258 64H262ZM144 64V66H141V64ZM216 63V62H215ZM217 63L215 64V65H217ZM232 63H234V62H232ZM240 63V62H239ZM238 63V64H239ZM253 63V62H252ZM251 63V64H252ZM253 63V64H254ZM142 64V65H143ZM214 64V63H213ZM236 64V63H235ZM252 64V65H253ZM200 65V64H199ZM234 65V64H233ZM248 65V64H247ZM252 65H249V67L247 66V67H243V68H241L240 66V68H238L239 69V74L237 75V74H235V75H231L230 74V78H229V80H230V82H229V80H227L226 82L227 83H225L226 85H227V87L229 88V86H231L230 88H232L236 83H237V81L240 79V77H243V76H245L247 73H249V72H251L250 70H251V68H252V71H253V69H255V68H253L254 66H252ZM255 65V64H254ZM263 65V64H262ZM255 66V67H256ZM264 66V65H263ZM103 67V68H102ZM106 67H109V69H106ZM199 66L197 65L196 67H194V68H192L194 71H198L199 70V68H198ZM201 67V66H200ZM229 66H227V68H228ZM262 67V66H261ZM166 68H168V69H172V71L170 70V71H168V69L166 70V71H168L167 72V76L165 75L164 77H162V81L163 82H159L158 81V77L159 76H161V75H163V71H164V74H165V69ZM230 68V67H229ZM232 68V67H231ZM237 67L235 66V69H236ZM202 69H203V72L205 71L204 69H206V67L204 68V67H201L200 68V70H201V72H202ZM209 69V68H208ZM216 69V68H215ZM214 69V70H215ZM223 69V68H222ZM226 69V68H225ZM234 69V70H235ZM257 69V68H256ZM199 70V71H200ZM210 70L212 71L213 70V68H210ZM219 70H220V68H219ZM229 70V69H228ZM262 70H264V68L262 69ZM194 71H192V73L194 72ZM207 71V70H206ZM209 71V70H208ZM207 71V72H208ZM218 71V70H217ZM217 71H215L216 72V74H217ZM236 71V70H235ZM255 71V70H254ZM189 72V74L191 73L190 71H188ZM206 72V73H207ZM220 72H221V70H220ZM220 72H218V74L220 73ZM256 72V71H255ZM257 72H258V70H257ZM262 72V71H261ZM181 73H182V75H185V76H181ZM197 73H200V72H197ZM209 73V72H208ZM213 73V72H212ZM212 73L210 74V75H212ZM259 73V72H258ZM264 73V72H263ZM194 75H195V73H193ZM215 74V75H216ZM256 74V73H255ZM260 74H262V73H259V76H260ZM204 75H206V74H204ZM214 75V76H215ZM229 75V74H228ZM227 75V76H228ZM258 75V74H257ZM191 76H192V74H191ZM203 76V75H202ZM232 76V77H231ZM65 77V78H64ZM70 77H73V78H70ZM90 77H92V81H91V83L89 82V80H91V78ZM95 77H97V78H95ZM192 77H194V76H192ZM195 77H197V75H195ZM201 77V76H200ZM206 77V76H205ZM208 77V76H207ZM207 77H206V79H207ZM210 77V76H209ZM213 77V76H212ZM211 77V78H212ZM252 77V79H254L255 80V77H253V75L251 76ZM63 78L65 79V81L66 80H70V79H73L72 81H66L67 82V84H63V82H65L64 80H63ZM99 78V79H98ZM187 78H189V79H187ZM219 78V77H218ZM94 79H98V81H97V83H96V85H97V87H94L93 86V88H95V89H93L92 90V86H91V91H90V89H89V84H93V85H95V80ZM111 79H116V82L115 81H112ZM195 79V78H194ZM204 79V78H203ZM259 79V78H258ZM263 79V78H262ZM94 80V81H93ZM173 80H175V82H176V80H178L176 83L173 81ZM200 80V79H199ZM202 80V79H201ZM210 80V79H209ZM208 80V81H209ZM212 80H213V78H212ZM218 80V79H217ZM120 82V83H117V82ZM196 81H197V78H196ZM195 81V82H196ZM86 82H89V84L87 83L86 84ZM114 82H115V84H114ZM187 82V83H186ZM189 82V83H188ZM201 82V81H200ZM204 82V81H203ZM223 82H225V81H223ZM229 82V83H228ZM123 83V84H122ZM129 83V84H128ZM199 83V82H198ZM116 84H119L120 85V87H118L119 88V90L118 91H120V92H113V94L111 95V97L110 98H104L105 99V101L106 102H104V99H101V98H103V97H99V99H97L98 98V96L99 95H102V94H104L105 95V93L108 91V90H110L112 87H114V85H116ZM191 84V83H190ZM230 84V85H229ZM119 85H117V86H119ZM123 85V86H122ZM183 85V84H182ZM192 86H193V84H191ZM201 85V84H200ZM203 85V84H202ZM204 85H206L205 83H204ZM203 85V86H204ZM67 86H69L70 87V89H71V86L74 88V86H76V88L75 89H78L79 90V88H78V86H81V88L80 89H82V87H85V88H87L86 90H85V88L83 89V90H80L81 92H77L75 95H68L69 93H67V95H66V92H65V89H67L66 87ZM121 86L122 87H124V88H131V87H133L131 90H133V92H134V94L133 95H130V93H131V91H129L130 89H128V91H122V89H121ZM131 86V87H130ZM191 86V87H192ZM195 86V85H194ZM198 86V85H197ZM178 87V88H177ZM201 87V86H200ZM199 87V88H200ZM115 88V87H114ZM198 87L196 88L195 87V89H199ZM69 89V90H70ZM89 89V90H88ZM113 89V88H112ZM117 89V88H116ZM115 89V90H116ZM121 89V90H120ZM192 89H194V88H192ZM201 89V88H200ZM199 89V91H196V93H195V95H196V97H204V95H205V93L207 92H205L204 90L206 89H204V88H202V89H204V90H200ZM60 90H62V91H60ZM68 90V89H67ZM78 90H76V91H78ZM114 90V89H113ZM112 90V91H113ZM114 90V91H115ZM209 92H211L209 89H207ZM212 90V89H211ZM215 89H213V92L215 93L216 92V90L214 91ZM73 91V90H72ZM75 91V90H74ZM74 91H73V93H74ZM111 91V92H112ZM184 91H185V93H184ZM200 91H203V92H205L202 96H200L201 95V92ZM230 91H231V89H230ZM60 92H64V94L65 95H63V94H61V96L63 95L64 97H60L59 96V94H60ZM99 92V93H98ZM110 92V91H109ZM132 92V93H133ZM165 92V93H164ZM181 92V91H180ZM188 92V93H187ZM197 92H199V94L200 95H198V93ZM202 92V93H203ZM72 93V92H71ZM70 93V94H71ZM108 93V92H107ZM228 92H226L225 93V102L223 103V104H227L226 102H228L229 103V101H230V99L232 98V94H227ZM230 93H232V92H230ZM189 94V95H188ZM206 94H208V95H210L208 92L206 93ZM234 94V93H233ZM0 95V96H1ZM109 95V93L107 94V96ZM109 95V96H110ZM213 95V97L215 96V94H212ZM106 96V95H105ZM171 96V97H170ZM178 96V95H177ZM180 96V95H179ZM182 96V95H181ZM187 96H189V97H187ZM207 96V95H206ZM204 97L206 100L207 99H211V97H209L208 96V98L207 97ZM211 96V95H210ZM217 96V95H216ZM215 96V97H216ZM224 96V95H223ZM3 97H6V96H2V98ZM195 97V98H196ZM198 97V98H199ZM213 97H212V101H213ZM214 97V98H215ZM234 97V96H233ZM2 98H0V99H2ZM179 98V97H178ZM181 98V97H180ZM192 98V99H191ZM203 98V99H204ZM101 99V100H100ZM172 99H174V100H172ZM177 101H176V100ZM200 99V98H199ZM202 99V100H203ZM243 99H244V97H243ZM3 100H5V98H3ZM98 100H100V101H98ZM112 100H111V102H112ZM113 100V101H114ZM150 100H152V101H150ZM211 100H208L209 102H211L212 103V101ZM231 100H233V99H231ZM242 100V98L240 99V101ZM6 101V100H5ZM12 101H14V102H12ZM104 103H106V104H104ZM193 101H194V99H193ZM198 101V100H197ZM197 101L196 102H194L195 103V105L197 104ZM200 102H201V99L199 100ZM203 101H205V100H203ZM208 101H206V102H208ZM236 101V100H235ZM237 101H238V99H237ZM3 101L2 100H0V103H2ZM110 100L108 101V104L110 105ZM259 104H260V102L259 101H257ZM264 102V101H263ZM6 102H4L3 104H5ZM136 103V102H135ZM181 103V104H180ZM189 103H191V102H189ZM199 103V102H198ZM202 103V102H201ZM201 103H199V104H201ZM210 103V104H211ZM233 103H235V104H237L236 102H233ZM238 103H239V101H238ZM9 104H7V105H9ZM13 104H11V106L13 107L14 105ZM91 104H93L94 105V109L93 110H91V108L93 107V106H91V108H89L90 107V105ZM114 104V102H112L111 103V105H113ZM192 104H193V102H192ZM192 104H189V106L190 107H194V104L192 105ZM203 105H204V103H202ZM214 104V105H213ZM235 104H233V105H235ZM264 104V103H263ZM108 105V106H109ZM110 105V106H111ZM176 105H178V106H176ZM203 105H202V107H203ZM212 105H213V107H211V106H209V107H211V108H209V109H211V111L213 110V108H214V106L216 105L217 106V104L213 101V103H212ZM256 105V104H255ZM10 106V107H11ZM164 106H167V108H164ZM174 106H176V107H174ZM189 106H186L187 108H189L188 110L186 109H184L185 110V112H188V111H190V107ZM198 106V105H197ZM204 106H206V103H205V105ZM228 106V105H227ZM226 106V107H227ZM230 106H231V104H230ZM237 106H240L239 104H237ZM258 106V108H260L259 110H262L263 108V106L262 107H259V105H257ZM260 106H261V104H260ZM106 107V108H105ZM125 107V106H124ZM200 107V106H199ZM232 107V106H231ZM229 108V109H231V111H233L232 109H234L233 107L232 108ZM235 107V106H234ZM6 108V109H5ZM70 108H73V109H71V110H69ZM172 108H175V109H172ZM197 109V107H194V110H196ZM204 108H206V107H204ZM225 108V107H224ZM88 109H90V110H88ZM128 109V108H127ZM155 109H158V110H160V109H163V113H162V115L158 118L159 119V121L160 120H162V118L163 117H165L164 118V121L163 122H159V123H161V124H159L158 123V119H155L156 118V116H157V114H158V112H157V110H155ZM171 109H172V111H171ZM180 109V108H179ZM200 110H201V107L199 108ZM198 109V110H199ZM207 111L209 110L208 109V106H207ZM220 109V108H219ZM237 109V108H236ZM235 109V110H236ZM67 110H69V111H67ZM129 110V109H128ZM181 110V109H180ZM184 110L182 109V111L184 112ZM191 110H193V109H191ZM198 110H196V112L195 113H197V119L198 118H200L201 120H202V116L201 117H198V115H202V111L200 112V111H198ZM202 110H203V108H202ZM216 108L214 109V111L213 112H215V114H217L216 113ZM254 110H255V108H254ZM257 110V109H256ZM124 111H126V108H124ZM161 112H162V110H160ZM182 111H181V113L180 114H182ZM200 112V113H198V112ZM220 111H221V109H220ZM231 111L229 110V111H227V112H230L229 114H231ZM252 111V110H251ZM73 112V111H72ZM129 112V111H128ZM160 112V113H161ZM184 112V115L186 114ZM192 113H193V111H191ZM191 112H189V113H191ZM203 115L205 114V116L204 117H206V118H208V117H212V116H207L206 115V113H205V110H203ZM209 112V111H208ZM212 112V113H213ZM225 112H226V110H225ZM235 112V114H236V111H234ZM250 112V111H249ZM252 112H254V111H252ZM264 112V111H263ZM262 112V113H263ZM75 113V112H74ZM73 113V114H74ZM75 113V114H76ZM102 113H104V112H102ZM105 113H106V111H105ZM104 113V114H105ZM127 113V112H126ZM126 113H125V115H126ZM188 113V114H189ZM211 113V114H212ZM222 113V112H221ZM220 113V114H221ZM64 114V116H65V114H67V113H63ZM74 114V116H76ZM109 114H110V112H109ZM113 114V113H112ZM115 114H113V115H115ZM187 114V115H188ZM210 114V113H209ZM223 114V113H222ZM250 114H252V113H250ZM249 114V115H250ZM80 115V114H79ZM106 115H108V112H107V114H105L104 115V117H103V120H98V122H102V123H104L103 121H104V119H105V116ZM178 115V114H177ZM176 114H175V116H174V118H176V116H177ZM186 115V116H187ZM193 115V114H192ZM196 115V114H195ZM223 115H225V113L223 114ZM222 115V117H225L226 118V115L225 116H223ZM233 115V114H232ZM245 115H247V113L245 114ZM245 115H244V117H245ZM262 115H264V114H262ZM66 116H68V115H66ZM102 116V117H101ZM123 116V115H122ZM121 116V118H123ZM127 116V115H126ZM163 116V117H162ZM180 116V115H179ZM183 115H181L180 116V118L182 117ZM188 116H190V118H193V117H195L194 115H193V117H191V114H189ZM184 117L183 116V120H185L184 122H187L186 121V119L187 118H189V117ZM217 116V115H216ZM220 116V115H219ZM239 115H237V117H238ZM252 116H253V114H252ZM251 116V117H252ZM93 117V118H92ZM162 117V118H161ZM218 117V116H217ZM216 117V118H217ZM228 117H230L231 118V115L230 116H228ZM227 117V118H228ZM241 117V116H240ZM82 117H80V119H78V121L80 122V120L82 121L83 119H81ZM89 118H92L91 120L89 119ZM109 118V122H110V120H112L113 121V119H115V116H114V118H113V116H109L108 117ZM108 118L106 117V119L108 120ZM121 118H119L118 120L120 121V119ZM179 118V119H180ZM230 118H228L229 120L228 121H230ZM247 118H249V116L247 117ZM246 118V119H247ZM252 118H254V119H256V117H252ZM252 118H250V120L252 119ZM259 118V117H258ZM257 118V119H258ZM61 119V118H60ZM96 119V118H95ZM117 119V118H116ZM115 119V120H116ZM182 119V118H181ZM205 119V118H204ZM212 120H211V122H213V120H216V119H213V118H211ZM245 119V118H244ZM245 119V120H246ZM254 119H252V120H254ZM72 120H73V117H72ZM75 120H76V118H75ZM97 120H96V124H97ZM106 120V121H107ZM114 120V121H115ZM129 120H127V121H129ZM193 120H195V124H196V122L197 121H200L199 119L198 120H196V118L194 119L193 118ZM192 120V121H193ZM218 120V119H217ZM224 119H220V121H223ZM225 120H227V119H225ZM225 120H224V124L225 123H227V121L225 122ZM243 120V119H242ZM244 120V121H245ZM61 121V120H60ZM65 120H63V121H61L62 123V125L64 126V125H66V122H64ZM77 121V122H78ZM111 121V122H112ZM114 121L112 122L113 124H117V123H114ZM203 121V120H202ZM206 121V120H205ZM241 121V120H240ZM51 122V121H50ZM69 122V121H68ZM75 122V121H74ZM73 121H72V123H74ZM94 122V123H93ZM117 122V121H116ZM121 122H123L122 120H121ZM121 122H119V123H121ZM170 122V123H171ZM176 122V123H177ZM180 122L181 123H183L182 122V120H180ZM189 122V121H188ZM187 122V123H188ZM218 122V121H217ZM216 122V123H217ZM233 122V121H232ZM249 122H251V121H249ZM49 123V122H48ZM65 123V124H64ZM83 123V122H82ZM111 123V126L113 125ZM125 123V122H124ZM127 123V122H126ZM200 123H202V125H205V124H207V121H206V123L205 124H203V122H201L200 121ZM199 123V124H200ZM243 123V122H242ZM245 123V122H244ZM247 123H248V120H247ZM246 123V124H247ZM252 123V122H251ZM61 124H59L60 126L59 127H61L62 129H63V126L61 125ZM99 124V123H98ZM110 124V123H109ZM123 124V123H122ZM190 124V122L188 123V125ZM208 124H210V121H208ZM214 126H213V125ZM211 124V126L209 127V125H206V126H208L207 127V129L209 128H215L216 127V125L217 124H215V121L213 122ZM221 124L223 125V123L221 122ZM221 124H220V126H221ZM253 124V123H252ZM251 124V125H252ZM68 125H70L71 126V124H68ZM68 125H67V128H68ZM81 125V124H80ZM77 126V124H75V126H77V127H79L78 128V130L76 129L75 130V126L74 125H72V126H74V130L76 131L74 134L76 135V133H77V131L79 132V129L81 130L82 129V127L84 128V125L81 127V126ZM105 125V124H104ZM107 125H108V123H107ZM125 125V124H124ZM144 125V126H145ZM181 125V124H180ZM180 125H179V127H180ZM183 125V124H182ZM185 125V124H184ZM188 125H186L185 126V128H187V130H188ZM196 125H198V124H196ZM195 125V126H196ZM201 125V124H200ZM199 125V126H200ZM200 126V127H203V126ZM242 125V124H241ZM240 125V123L238 124V127L239 126H241ZM249 125H250V123H249ZM69 126V127H70ZM71 126V127H72ZM99 126L100 125H95V127H98V129H101V131L103 130L104 131V128L106 129V128H108V127H104L103 126V128L102 127H100L99 128ZM106 126V125H105ZM126 126V125H125ZM143 126V127H144ZM188 126V127H187ZM192 126V125H191ZM205 126V127H206ZM213 126V127H212ZM225 126V125H224ZM223 126V127H224ZM9 127H11V129L9 128ZM45 127V128H44ZM76 127V128H77ZM81 127V128H80ZM86 128H87V126H85ZM94 127V128H95ZM129 127V126H128ZM149 127H150V125H149ZM148 127V128H149ZM192 127H194V126H192ZM243 126H241L240 128H242ZM245 127V126H244ZM66 128V129H67ZM89 128V129H90ZM93 128V129H94ZM138 128V127H137ZM154 128H152V132H153V129ZM160 128V129H159ZM169 127H167V129H168ZM190 128V127H189ZM196 128V127H195ZM197 128H198V126H197ZM196 128V129H197ZM204 128V127H203ZM222 128V127H221ZM226 128V127H225ZM248 128V127H247ZM10 129V130H9ZM12 129H14V131L16 130V132H9V131H11ZM51 129H52V127H51ZM50 129V130H51ZM59 128H56V130H58ZM66 129H64L65 131H67ZM88 129V130H89ZM111 128H109L108 130L106 129L105 131H107L108 133H109V131H110V135L112 134V130H110ZM113 129V128H112ZM129 129H131V127L129 128ZM142 129V126L140 127L139 126V129H138V131L139 130H141ZM146 129V128H145ZM163 129V131H159V130H162ZM196 129H194L195 130V132H194V134H195V136H196V134L197 133H199V132H196ZM234 129V128H233ZM69 130H72V129H69ZM73 130V131H74ZM84 130V129H83ZM113 130H115V128L113 129ZM117 130V129H116ZM122 130V129H121ZM179 130H180V128H179ZM187 130H186V132H187ZM190 130V129H189ZM188 130V131H189ZM200 130V129H199ZM205 132H206V130H205V128L203 129ZM220 130V129H219ZM223 130V129H222ZM236 130L237 129H235V132H236ZM244 130V129H243ZM246 130L247 129H245V132H244V134L246 133ZM53 131V133L51 134V132L49 133V134H51V135H53L54 133H55V131L54 130H52ZM90 131H92V129H90ZM97 131V130H96ZM94 132L93 134H95V135H93V137H95L96 136V134H97V132ZM101 131H99L98 132V135H102V133H103V131H102V133H101ZM104 131V132H105ZM123 131V130H122ZM121 131V132H122ZM126 131V130H125ZM133 131V130H132ZM136 131V130H135ZM150 131H151V128H150ZM167 132L169 131V129L168 130H166ZM165 131V132H166ZM183 130H181V132H182ZM191 131H192V129L189 131V132H187V133H189V134H192L191 133ZM208 131H210V130H208ZM217 131H218V129H217ZM221 131V130H220ZM224 131V130H223ZM232 131H234V130H232ZM238 131V130H237ZM239 131H242V130H239ZM252 132L253 130H251V128L249 129V132ZM33 133V132H35V133H33V134H35L34 136H35V138H34V136L33 137H31L30 136V139H28L27 140V138H26V136L29 134V133ZM62 131H60L59 133L60 134H62L61 133ZM87 132V130L84 132V133H86ZM107 132H105V133H107ZM116 132V131H115ZM114 132V133H115ZM119 132V131H118ZM121 132H120V135H123L124 136V132H123V134H121ZM130 132V131H129ZM146 132H149V131H146ZM166 132V133H167ZM185 131H183L182 133H184ZM200 132H201V130H200ZM203 132V131H202ZM210 132H212V130L210 131ZM214 132V131H213ZM213 132H212V135H211V137L213 136ZM222 132V131H221ZM247 132H248V130H247ZM12 133H13V135H12ZM56 133H57V131H56ZM100 133V134H99ZM107 133V134H108ZM113 133V134H114ZM128 133V130L126 131V134ZM131 133L132 132H130V135H131ZM138 133V132H137ZM142 133V132H141ZM163 133H164V136H163ZM169 133V136L168 135H166L167 137H169V139H172V135L170 134V132H168ZM207 133V132H206ZM226 133V132H225ZM225 133H224V135H225ZM237 133H239V132H237ZM68 134H69V132H68ZM73 134V135H74ZM81 134V133H80ZM107 134H105V135H107ZM132 134H134V133H132ZM145 134V133H144ZM194 134H192V136L194 135ZM208 134V133H207ZM207 134H205V135H207ZM210 134V133H209ZM209 134H208V138H207V140L209 139ZM217 135V133H214V135ZM234 134H236V133H234ZM233 134V135H234ZM240 134H241V132H240ZM239 134V135H240ZM242 134H243V132H242ZM32 135V134H31ZM54 135H59V134H54ZM74 135V136H75ZM97 135V136H98ZM101 135H100V138H101ZM105 135H104V137H105ZM148 135H150V133H148ZM184 135V136H183ZM200 135V134H199ZM248 135V134H247ZM29 136V135H28ZM27 136V137H28ZM68 136V135H67ZM67 136H65V138L67 137ZM70 136V135H69ZM81 136V135H80ZM82 136H83V134H82ZM87 137L89 136V135H86ZM96 136V137H97ZM111 136H113V135H111ZM119 136V135H118ZM122 136V137H123ZM133 135H131L130 137H132ZM143 136V135H142ZM145 137L147 136V135H144ZM151 136H153V138H154V135H152L151 134ZM191 136V137H192ZM201 136V135H200ZM202 136H204L203 134H202ZM221 136V135H220ZM222 136H223V134H222ZM231 136V135H230ZM235 136V135H234ZM251 136V135H250ZM53 138H54V136H52ZM64 137V136H63ZM76 137H79V135H77ZM87 137H85V139H87L88 140V138ZM95 137V138H96ZM102 137H103V135H102ZM106 137H108V136H106ZM105 137V138H106ZM138 137V136H137ZM141 137V136H140ZM150 137V136H149ZM189 137H190V135H189ZM190 137V138H191ZM194 137V136H193ZM192 137V138H193ZM199 137V136H198ZM215 137V136H214ZM228 137V136H227ZM232 137V136H231ZM241 137V136H240ZM31 138H34V139H32L31 140ZM39 138L37 139V140H39ZM46 138H48V137H46ZM49 138H51V137H49ZM49 138H48V142H52V141H55L56 139H58L59 137H57L56 138V136H55V140H52V139H50V141H49ZM68 138V137H67ZM67 138H66V140H67ZM81 138V137H80ZM90 138H91V136H90ZM90 138H89V140H90ZM98 138V137H97ZM105 138H103L104 140H105ZM108 138H110V136L108 137ZM123 138H126V137H123ZM148 138V137H147ZM184 138L186 139L185 141H184ZM191 138V139H192ZM197 137H194V139H196ZM205 138V137H204ZM216 138V137H215ZM224 138V137H223ZM230 138V137H229ZM239 138V137H238ZM248 138H250L249 137V135H248ZM62 139V138H61ZM61 139H58L57 141H55V142H58L59 140L61 141ZM68 139H71V137H69ZM79 139V138H78ZM94 139V138H93ZM102 139V140H103ZM115 139V138H114ZM118 139V138H117ZM130 139V138H129ZM166 139H168V138H166ZM166 139H164V141H165V144L166 145H164V141L162 142L163 143V145H164V147H166L168 144L166 143ZM202 139V138H201ZM213 139V138H212ZM36 139H35V143H37L36 141H37ZM44 140V139H43ZM52 140V141H51ZM63 141H62V144L63 143H69V141H66V140H64V139H62ZM79 140H81V139H79ZM88 140V141H89ZM103 140V141H104ZM127 139H124V140H121V141H126ZM139 141L141 140V139H138ZM145 140V139H144ZM198 140H199V138H198ZM204 140H206V139H204ZM203 140V141H204ZM239 141V139H236V141ZM19 141H17V143H19ZM20 141V142H21ZM41 142H44V141H42V139L40 140ZM39 141V142H40ZM65 141V142H64ZM74 141V140H73ZM83 141H84V136H83ZM82 140H81V142H83ZM91 141V140H90ZM146 141V140H145ZM160 141V142H161ZM191 141H194L193 139L191 140ZM200 141V140H199ZM219 141V140H218ZM228 141V140H227ZM245 141V140H244ZM2 142V143H1ZM41 142L39 143L40 145H41ZM46 143H48L47 141H45ZM78 141H76V143H77ZM85 142H87V141H85ZM92 142V141H91ZM94 142H96L95 140H94ZM137 144L139 143V142H137V141H135ZM168 142V141H167ZM206 142V141H205ZM213 142H214V144L217 142H215V140H213ZM226 142V141H225ZM229 142V141H228ZM233 142H234V140H233ZM247 142V141H246ZM7 143V142H6ZM15 143V142H14ZM17 143H15V144H17ZM33 144L32 145H36V144H34V142H32ZM45 143V144H46ZM75 143V142H74ZM142 143V142H141ZM161 143V144H162ZM199 143V142H198ZM208 142H206V144H207ZM227 143V142H226ZM232 143V142H231ZM239 143V142H238ZM238 143H236V144H238ZM24 144V143H23ZM23 144H20V145H23ZM25 144V145H26ZM38 144V143H37ZM44 144V145H45ZM58 144H60L59 142H58ZM70 144V143H69ZM72 144V143H71ZM83 144H84V142H83ZM82 144V145H83ZM97 144H101L100 142L98 143V141H97ZM128 144H129V142H128ZM159 145H160V143H158ZM194 144V143H193ZM204 144V143H203ZM206 144L204 145V146H206ZM212 145L213 143H209V144H207V145ZM6 144H4L3 146H5ZM7 145H8V143H7ZM6 145V146H7ZM11 145V144H10ZM10 145H8V146H10ZM18 145V144H17ZM39 145V147H42V145L40 146ZM44 145H43V147H44ZM48 144H46V146H47ZM53 145V144H52ZM56 143H55V147H56ZM72 145H74V144H72ZM87 145V144H86ZM95 145V143L93 144V146ZM99 145H98V147H96V148H100L99 147ZM102 146H103V144H101ZM100 145V146H101ZM119 145V144H118ZM134 145V144H133ZM133 145H131V146H133ZM170 145H168L169 147H170ZM185 145H186V147H185ZM199 145H201V143L199 144ZM228 145V144H227ZM252 145V144H251ZM251 145H248V146H250L251 147ZM254 145V144H253ZM252 145V146H253ZM14 146H16V145H13L12 144V147H14ZM19 146V145H18ZM24 146V145H23ZM29 146V145H28ZM51 146V145H50ZM50 146H47V147H49V148H45L46 149V152H49V150L51 149L50 148ZM54 146V145H53ZM88 146V145H87ZM87 146H85V147H87ZM102 146H101V148L100 149H102ZM108 146H109V144H108ZM107 145H106V147H108ZM111 146V145H110ZM135 146V145H134ZM167 146V147H168ZM198 146V147H197ZM202 146V145H201ZM221 146V145H220ZM225 146V145H224ZM233 146V145H232ZM255 146V145H254ZM11 147V148H12ZM26 147H27V145H26ZM26 147H24V148H26ZM30 147V146H29ZM36 147L38 148V146L36 145ZM43 147H42V149H43ZM83 147V146H82ZM105 147V146H104ZM127 147H129V146H127ZM160 147H162L161 145H160ZM194 148V149H190V148ZM208 147H211V146H208ZM222 147V146H221ZM234 147V146H233ZM237 147V146H236ZM247 147V146H246ZM246 147H244V149H243V147H242V149L243 150H246ZM249 147V148H250ZM4 148H6V149H8L7 147H4ZM4 148L2 149V147H0V151H2L3 150V152H4ZM10 148V147H9ZM10 148V151L9 152H11V151H14V150H16V149H14V148H12L11 149ZM17 148V147H16ZM19 148H21V147H19ZM18 148V149H19ZM23 148V147H22ZM57 148V147H56ZM81 148V147H80ZM96 148H94L93 147V149H96ZM163 148V147H162ZM200 148V147H199ZM202 148H203V146H202ZM205 148V147H204ZM214 146H213V148L211 149L212 151L214 150ZM226 148V147H225ZM229 148V147H228ZM231 148V147H230ZM229 148V149H230ZM248 148V147H247ZM252 148V147H251ZM251 148H250V150H251ZM60 149V148H59ZM63 149V148H62ZM66 149V148H65ZM89 149V148H88ZM88 149L86 148V150L88 151ZM90 149H92V148H90ZM89 149V150H90ZM118 149H120V148H118ZM166 149H168V148H166ZM172 149V148H171ZM170 149V150H171ZM174 149V148H173ZM189 149H190V151H189ZM206 149V148H205ZM209 149V148H208ZM215 149H217V147L215 148ZM232 149H234V148H232ZM235 149H237V148H235ZM235 149H234V151H235ZM263 149H264V147H263ZM26 150L28 151V150H30L29 152H32L31 151V149H27L26 148ZM25 150V151H26ZM56 150H58V149H56ZM138 150V149H137ZM170 150H168V151H170ZM192 150V151H191ZM201 150V149H200ZM224 150V149H223ZM8 151V150H7ZM24 151V153L26 154V156H27V153H29V152H25ZM37 151H38V153L39 152H41V150H38L37 149ZM37 151H36V153H37ZM44 151V150H43ZM66 151V150H65ZM68 151V150H67ZM93 150H91V152H92ZM97 151H98V149H97ZM134 151H136V150H134ZM171 151H173V150H171ZM176 151V152H175ZM210 151V150H209ZM218 153H216L215 151V154L217 155V154H220L219 153V150H216ZM228 151V150H227ZM229 151H232V150H229ZM228 151V152H229ZM233 151V152H234ZM247 151V150H246ZM248 151H249V149H248ZM3 152H0V153H2L1 154V156L3 157L4 155H3ZM35 152V150L33 151V153ZM52 152V151H51ZM57 152V151H56ZM71 152V151H70ZM85 152V151H84ZM83 152V153H84ZM103 152V151H102ZM133 152V151H132ZM132 152H130V154H128V156L129 155H132L131 153ZM137 152V151H136ZM200 152V151H199ZM198 152V153H199ZM205 152V151H204ZM221 152H222V150H221ZM224 152V151H223ZM221 153L220 155H225V154H227V153ZM245 152V151H244ZM262 152V151H261ZM4 153H6V152H4ZM21 150H20V152H19V155H21V158H22V155L24 154L23 152V154L21 153ZM36 153H34L35 154V159L37 158L36 157ZM45 153V152H44ZM44 153H40V154H44ZM58 153V152H57ZM88 153H90L89 151H88ZM104 153V152H103ZM213 152H211V154H212ZM235 153V152H234ZM249 153V152H248ZM8 154V153H7ZM11 153H9V155H10ZM15 154H16V152H15ZM25 154L23 155V157H25ZM32 154V153H31ZM34 154H32V156L34 155ZM56 154V153H55ZM72 154V153H71ZM85 154V153H84ZM165 153H163V154H161V157H162V155H164ZM189 154V153H188ZM187 154V155H188ZM189 154V155H190ZM210 154V153H209ZM261 154V153H260ZM264 154V153H263ZM17 155H18V153H17ZM17 155H14V156H12V157H15V156H17ZM29 155H30V153H29ZM28 155V156H29ZM39 155V154H38ZM44 155H47V154H44ZM87 155V154H86ZM140 154H138V156H139ZM174 155V156H175ZM186 155V156H187ZM192 155L194 156L193 158H192ZM198 155V154H197ZM196 155V156H197ZM200 155V154H199ZM216 155H215V157H216ZM234 155V154H233ZM232 153H231V156L229 155V157L230 158H232V159H234L232 156ZM262 155V154H261ZM7 157L6 158H4L3 157V159H6L3 163H6L7 162V160L10 158V159H15V158H11V157H9L8 155H6ZM25 157V158H27V160L29 161L30 160V157L31 156H29V157ZM71 156V155H70ZM96 156H97V154H96ZM177 156H175L174 158L176 159H178V157ZM183 156H185V155H183ZM183 156H180V158H179V160H177L178 161V164L180 165V163H179V161L180 160H183V162H184V159H187L188 161H189V158H184V159H181V157L183 158ZM201 156V155H200ZM207 156H209V155H207ZM207 156H205L206 158H207ZM247 156V155H246ZM245 156V157H246ZM2 157H0L1 159H2ZM48 157V156H47ZM55 157V156H54ZM81 157V156H80ZM82 157H84L83 155H82ZM135 157V156H134ZM213 157V156H212ZM218 157V156H217ZM221 157L222 156H220V159H221ZM243 157V156H242ZM8 158V159H7ZM17 158V157H16ZM20 158V157H19ZM29 158V159H28ZM32 158V157H31ZM56 158V157H55ZM54 158V160H56ZM72 158V157H71ZM78 158V157H77ZM93 158H94V156H93ZM160 158V157H159ZM170 158V157H169ZM172 158V157H171ZM199 158V157H198ZM201 158H203V157H200V160H201V162H200V160L198 161V160H195L194 162L196 163V161L197 162H200V163H198V165L199 164H201V168H203L202 166H204V165H206L207 164V161L205 162V160H206V158L203 160V162H205L206 164H204L203 165V162H202V159ZM209 158H211V155L209 156ZM208 158V159H209ZM227 158H228V156H227ZM230 158L228 159V160H226V157L223 159V160H225V161H231L230 160ZM24 158H22V160H23ZM33 159H34V157H33ZM91 159V158H90ZM90 159H89V161H90ZM197 159V158H196ZM216 159V160H215ZM220 159H217V158H214V160H215V162L217 161V160H220ZM222 159H221V161H222ZM25 160V159H24ZM23 161V162H28V161ZM32 160V159H31ZM58 160V159H57ZM87 160V159H86ZM86 160H84V161H86ZM137 160V159H136ZM143 160H144V158H143ZM160 160V159H159ZM170 160V159H169ZM168 160V161H169ZM174 160V159H173ZM173 160H171L170 161V165H171V162L173 161ZM176 160H174V161H176ZM210 160V159H209ZM213 160V159H212ZM211 160V161H212ZM8 161H11V160H8ZM34 161H36V162H38L37 160H33V162ZM67 161V160H66ZM81 162L80 163V165L78 164L79 162H77V164L80 166V167H78V170L79 169H81V165L82 164H86V163H88L87 161L86 162ZM139 161V160H138ZM188 161H186L187 163H188ZM234 161V160H233ZM232 161V166H233V163L235 162H233ZM246 161V160H245ZM249 161V160H248ZM35 162V163H36ZM41 162V161H40ZM58 162V161H57ZM65 162V161H64ZM72 162V161H71ZM133 162V161H132ZM135 162V161H134ZM133 162V163H134ZM143 162V161H142ZM157 162V161H156ZM159 162V161H158ZM190 162V161H189ZM215 162H213L214 164H216ZM220 162V161H219ZM218 162V163H219ZM223 162V161H222ZM251 162V161H250ZM249 162V163H250ZM2 162H0V165L1 164H3ZM29 164H31L30 162H28ZM34 163V165H36ZM56 163V162H55ZM59 163V162H58ZM62 163V162H61ZM100 163V162H99ZM98 163V164H99ZM102 163V162H101ZM119 163V162H118ZM141 163V162H140ZM192 163V162H191ZM193 164V165H196V164ZM209 163H210V161H209ZM208 163V164H209ZM212 163V162H211ZM211 163L209 164V166H208V168H206L205 169V167H207V165L202 169V170H200L199 168H200V166H198L197 167V165L196 166H194V168L195 167H197L196 169H199V170H197L198 171V173L196 174L194 171V175H196V176H193V177H197V178H199L200 176L198 175V174H201V171L202 172H204V169L206 170V172H204L205 173V175L208 173V176H209V179L211 180L210 182L214 185V184H218V182H215V183H213L214 182V179L215 178H217L216 179V181L219 179V176L220 175H222V176H224V178L226 177H228L227 176V171H226V174L224 173V170L229 166H227V167H225L226 166V164H228V163H226L225 165H223L224 166V168L223 167H221V163L219 164L220 166H218L219 167V169L220 168H222V169H224L223 170V172L222 173H224L225 175H223V174H220L221 173V171L222 170H219L220 172H218V173H216L217 171H218V169L216 170V172H215V174H212L214 177H212L211 178V176H210V174H209V172L211 173V172H213L214 173V171H213V169H212V171H210V170H208L207 171V169H209V167L211 166ZM225 163V162H224ZM230 163V162H229ZM253 163V162H252ZM16 163H14V165H15ZM18 164V163H17ZM29 164H27L28 165V167L26 166V169L28 170V168H29ZM49 164H50V162H49ZM49 164H46V165H49ZM72 164V163H71ZM71 164H69V166L71 165ZM98 164L97 165H95V167L97 166L98 167ZM103 164H104V162H103ZM120 164V163H119ZM132 164V163H131ZM135 164H137V163H135ZM142 164V163H141ZM140 164V165H141ZM143 164H144V162H143ZM155 165H156V163H154ZM158 164V163H157ZM178 164H177V166H178ZM181 164H182V166H183V163L181 162ZM231 164V163H230ZM243 164V163H242ZM246 164H248V163H246ZM254 164V163H253ZM258 164V163H257ZM14 165H11V168H13V166ZM38 165H39V163H38ZM53 165V163H51V166ZM58 165V164H57ZM64 165V164H63ZM67 165V164H66ZM66 165H64V166H66ZM77 165V166H78ZM110 165V164H109ZM116 165H117V163H116ZM115 165V166H116ZM155 165H153V166H155ZM175 165H176V162H175ZM213 165V164H212ZM19 166V165H18ZM21 166V165H20ZM40 167L42 166V164H40L39 165ZM39 166H38V168L37 169H39ZM43 166H45V165H43ZM60 166V165H59ZM59 166H56V167H58V169H59ZM62 166V165H61ZM84 166V165H83ZM106 166V165H105ZM105 166H104V168L103 169H105ZM157 166V165H156ZM172 166V165H171ZM190 166H192V165H190ZM190 166H188L189 168H190V170L191 169H193L192 167H190ZM262 167H264V163H263V165H261ZM16 167V169L15 170H17L18 171V169H17V166H15ZM33 166H31L30 168L31 169H33V170H35V168L33 167ZM35 167H37V166H35ZM72 167V166H71ZM100 167V166H99ZM98 167V168H99ZM100 167V168H101ZM111 167V166H110ZM113 167V166H112ZM116 167H118V165L116 166ZM173 167V166H172ZM171 167V168H172ZM175 167V166H174ZM186 166H185V164H184V167L183 168H185ZM212 167V166H211ZM213 167H215V165L213 166ZM234 167V166H233ZM233 167H231L232 169H233ZM250 167V166H249ZM262 167L260 168V169H258L257 167V169L260 171V170H262ZM10 168V169H11ZM42 168V167H41ZM40 168V171L41 170H43L44 169V167H43V169H41ZM67 168V167H66ZM101 168V169H102ZM107 168H108V166H107ZM114 168V167H113ZM139 168H141V167H139ZM144 168V167H143ZM236 168H237V166H236ZM8 169H9V167H8ZM10 169H9V173L11 172L10 171ZM14 169V168H13ZM24 169V167H22L21 169H19V170H23ZM36 169V170H37ZM46 170H47V167L45 168ZM44 169V170H45ZM50 169V168H49ZM52 169V168H51ZM69 169H71V168H69ZM74 169V168H73ZM72 169V170H73ZM90 169H94V167H92V166H90ZM89 168H88V172H89V170H90ZM127 169V168H126ZM130 169V168H129ZM135 169V168H134ZM134 169L133 170H131V171H134ZM161 169V168H160ZM159 168L157 169V170H160ZM179 169H181V168H179ZM254 169H255V165H254ZM253 169V170H254ZM257 169H256V171H257ZM264 169V168H263ZM15 170H14V172H15ZM72 170H68V171H71V173H72ZM78 170H74L73 172H74V174L78 171ZM83 170V169H82ZM95 170V169H94ZM109 170H111L110 168H109ZM173 170V169H172ZM178 170V169H177ZM183 170V169H182ZM187 170V169H186ZM186 170H185V172H186ZM215 170V169H214ZM228 170L230 171V169H229V167H228ZM39 170L37 171L38 173L40 172ZM57 171V170H56ZM81 171V170H80ZM80 171H78L79 173H80ZM92 171V170H91ZM103 171V170H102ZM106 172H107V170H105ZM155 171V170H154ZM162 171H164V170H162ZM171 171V170H170ZM170 171L168 170V172L165 170V172H161V173H170ZM179 172H180V170H178ZM178 171H177V173H178ZM188 171V174H191L192 175V173H190L189 172V169L187 170ZM192 171V170H191ZM231 171H233V170H231ZM255 171V172H256ZM6 171H4L3 173H5ZM8 172V171H7ZM6 172V174H8ZM20 172V171H19ZM19 172H17L18 174H19ZM67 172V171H66ZM87 172V173H88ZM93 172H95V174L93 173ZM98 172H100V171H98ZM109 172V171H108ZM116 172H118L117 170H116ZM125 172V171H124ZM142 172V171H141ZM156 172V171H155ZM159 172V171H158ZM157 172V173H158ZM175 172V171H174ZM174 172L173 173H170V174H174ZM184 172V171H183ZM183 172H181L182 174H183ZM200 172V173H199ZM240 172H242L243 173V170L242 171H240ZM254 172V171H253ZM13 173V172H12ZM10 173L11 174V178H12V176L14 175V174H16V172L15 173ZM22 173V172H21ZM29 173V174H28ZM28 173H26V174H28L29 176H30V171L28 172ZM38 173H36V171L34 172V174H37L38 175ZM42 172H40L39 174H41ZM51 173V172H50ZM53 173V172H52ZM52 173H51V175H52ZM55 171H54V176H55ZM61 173H64V171L63 172H61ZM60 173V174H61ZM92 173L94 174V175H96V170L95 171H92ZM91 173V174H92ZM104 173V172H103ZM130 173V172H129ZM128 173V174H129ZM135 173V172H134ZM137 173V172H136ZM135 173V174H136ZM138 173H140L139 171H138ZM148 173H150V171L148 172ZM203 173V174H204ZM230 173V172H229ZM228 173V174H229ZM246 173H248L247 171H246ZM245 173V174H246ZM3 175L4 176V178L6 177V176H8V175ZM26 174H24L23 173V175H25V176H27ZM34 174H31V175H34ZM44 174V173H43ZM69 175H71L70 174V172L68 173ZM73 174V173H72ZM78 174V173H77ZM76 174V176H79V175H77ZM92 174V175H93ZM99 174V173H98ZM97 174V175H98ZM102 174V173H101ZM101 174H99L100 176H101ZM134 174V177L135 176H138V175H135ZM151 174H153V173H151ZM154 174H156V173H154ZM170 174H168V175H170ZM184 174H187V172L186 173H184ZM183 174V175H184ZM203 174H202V176H203ZM220 174V175H219ZM262 174H264V173H262ZM20 175L21 174H19V177H20ZM36 175V176H37ZM46 175V174H45ZM68 175V176H69ZM84 174H82V177L81 176H79L80 178H86V177H88L86 174H85V176H83ZM89 176H91L92 177V175H90V174H88ZM98 175V176H99ZM126 175V174H125ZM147 175H149V174H147ZM146 175V176H147ZM166 175V174H165ZM167 175V176H168ZM179 175H181V174H179ZM179 175H175L176 176V178L174 177V175L173 176H171V177H168V178H166L165 177V179L167 180V179H169L168 181H171L170 179H173V178H175V181H176V179H177V177H178V180H180L179 178ZM183 175H181V177L183 176ZM191 175H189L188 176V178L190 179V176ZM199 177H198V176ZM204 175V176H205ZM230 175H231V173H230ZM246 175H248V174H246ZM245 175V176H246ZM2 176V177H3ZM10 176V175H9ZM15 176V175H14ZM61 175H59V177H60ZM67 176V177H68ZM72 177H73V175H71ZM71 176H69L68 178H66V179H72V178H70ZM97 176V178H99ZM106 176V175H105ZM155 175H153V176H151L150 178H151V180L153 179L152 177H154ZM157 176H159L160 177V175H159V173L156 175V178H157ZM164 176V175H163ZM248 176H250V174L248 175ZM248 176H247V179L246 180H248ZM16 177V178H15ZM14 178L15 179H17L18 178V176H15ZM22 177V176H21ZM28 177V176H27ZM40 177H43V176H41L40 175ZM44 177H46V176H44ZM43 177V178H44ZM51 177V176H50ZM78 177V178H79ZM103 177V176H102ZM158 177V178H159ZM173 177V178H172ZM207 177V176H206ZM237 177V176H236ZM240 177V176H239ZM261 177H263V176H261ZM1 178V177H0ZM25 178V179H24ZM23 179H24V181L27 179L26 177H24ZM48 178H49V176H48ZM51 178H53V177H51ZM50 178V179H51ZM74 178H76V177H74ZM94 178V177H93ZM92 178V179H93ZM96 178V177H95ZM125 177H123V179H124ZM136 178H138V177H136ZM135 178V179H136ZM150 178H147V180H150ZM184 178V177H183ZM185 178H187V177H185ZM225 178V179H226ZM242 177H240V179H241ZM246 178V177H245ZM2 179V178H1ZM29 179V178H28ZM31 179V178H30ZM54 179H55V177H54ZM57 179V178H56ZM65 179V180H66ZM87 179V178H86ZM88 179H90L89 177H88ZM102 179V178H101ZM128 179V178H127ZM131 179V178H130ZM135 179H131V180H135ZM145 179V178H144ZM144 179H142V181L144 180ZM160 179V178H159ZM182 179V178H181ZM188 179V180H189ZM195 179V178H194ZM202 180H205L204 178H201ZM200 179V180H201ZM209 179H207V180H205L206 181V183H208L209 181ZM220 179H221V177H220ZM224 179V180H225ZM236 179H238V177L236 178ZM253 179V178H252ZM14 180V179H13ZM41 180V179H40ZM40 180H36L37 182H34V183H40L41 181ZM80 180V179H79ZM106 180V179H105ZM141 180V179H140ZM151 180H150V182H151ZM154 180V179H153ZM153 180H152V182H153ZM183 180H185V179H183ZM187 180V179H186ZM192 179H190V181H191ZM196 180V179H195ZM194 180V181H195ZM199 180V179H198ZM197 180V181H198ZM223 180V177H222V180H220V182L221 181H224ZM2 180H0V182H1ZM17 181H19L18 179H17ZM17 181H14V182H17ZM20 181H21V183H22V180L20 179ZM32 181H35V180H33L32 179ZM32 181H30L29 180V183L31 182L32 183ZM43 181V180H42ZM68 182H69V180H67ZM74 181V180H73ZM72 180H71V182H73ZM82 181H84V180H82ZM90 181V180H89ZM88 181V182H89ZM94 181V180H93ZM103 181H104V179H103ZM125 181V180H124ZM129 181V180H128ZM138 181V180H137ZM137 181H135L136 183H138ZM141 181V182H142ZM156 181L157 180H155V183H156ZM174 181V180H173ZM172 181V182H173ZM193 181V180H192ZM192 181H191V183H192ZM213 181V182H212ZM26 182H28V180H26ZM61 182H62V185H59V186H61V189L63 188V182H66V181H62L61 180ZM86 183V184H92L91 182H89V183ZM96 182V181H95ZM134 182V181H133ZM147 182H149V181H147ZM146 182V183H147ZM164 182V181H163ZM180 182H183V181H180ZM179 181H177V183H175V182H173L174 184H178L179 185V187L182 185L181 183H180ZM184 182H186V181H184ZM183 182V183H184ZM219 182V183H220ZM11 183V182H10ZM24 183V182H23ZM49 183V182H48ZM55 183V182H54ZM74 183V182H73ZM140 183V182H139ZM143 183H144V181H143ZM142 183V184H143ZM165 183V182H164ZM163 183V184H164ZM166 183H167V181H166ZM172 183V184H173ZM189 183V182H188ZM190 183V184H191ZM196 183V182H195ZM200 183H203V181L201 182L200 181ZM235 183V182H234ZM243 183V182H242ZM26 184H28V183H26ZM26 184H24V186L26 187L27 185ZM61 184V183H60ZM85 184V183H84ZM84 184H83V186H84ZM147 184H149V183H147ZM145 185V183H144V187H146V186H149V187H151L152 188V186L149 184V185ZM181 184V185H180ZM185 184V183H184ZM194 184V183H193ZM240 182H239V186H240ZM14 185V184H13ZM64 185H65V183H64ZM67 185V184H66ZM128 185V184H127ZM127 185H126V187H127ZM139 185V184H138ZM155 185V184H154ZM165 185V184H164ZM167 185V184H166ZM204 185H206V184H204ZM227 185V184H226ZM234 185V184H233ZM233 185L231 186V187H233ZM9 186V185H8ZM23 186V185H22ZM24 186H23V188H24ZM30 185H28V187H29ZM33 186H36L35 184L33 185ZM41 186H42V184H41ZM53 186L54 185H52V190H53ZM55 186H58V184H56ZM91 186V185H90ZM135 186V185H134ZM167 186H169V184L167 185ZM172 186V185H171ZM175 186V185H174ZM173 186V187H174ZM184 185H182V187H183ZM192 186V185H191ZM194 186V185H193ZM0 187H1V184H0ZM9 187H11V184H10V186ZM81 187V186H80ZM79 187V188H80ZM85 187H88V186H85ZM84 187V188H85ZM126 187H124V188H126ZM132 187H133V184H132ZM141 187V186H140ZM153 187H155V186H153ZM176 187V186H175ZM190 186H187V187H184L186 190H187V188H189ZM195 187V186H194ZM205 187V186H204ZM212 187V186H211ZM210 187V188H211ZM213 187H216V186H213ZM221 187V186H220ZM226 187V186H225ZM246 187V186H245ZM247 187H249V186H247ZM20 188H21V186H20ZM27 188V187H26ZM25 188V189H26ZM32 188H35V187H32ZM32 188H30V189H32ZM39 188H40V186H39ZM39 188L37 189V190H39ZM42 188V187H41ZM66 188V187H65ZM65 188H63L62 190L64 191V190H66ZM81 188H83V187H81ZM92 188V187H91ZM119 188V187H118ZM131 187L129 186V189H130ZM134 188H136V187H134ZM134 188L132 189V190H134ZM142 188H143V186H142ZM157 188V187H156ZM165 188V187H164ZM178 188V187H177ZM176 188V189H177ZM191 189H195V188H192V187H190ZM198 188V187H197ZM201 188V187H200ZM207 188H209V187H207ZM218 188H219V186H218ZM222 188V187H221ZM229 188V187H228ZM235 188V187H234ZM22 189V188H21ZM21 189H19V193L18 194H20V190ZM24 189V190H25ZM29 189V188H28ZM128 189V188H127ZM150 189V188H149ZM158 189V188H157ZM157 189H155V190H157ZM166 189H168V188H166ZM190 189V190H191ZM199 189V188H198ZM202 189V188H201ZM203 189H205L206 191H208L209 189H206V188H203ZM203 189H202V193H203ZM214 189H217V188H214ZM236 189V188H235ZM27 190V189H26ZM33 190V189H32ZM37 190H35V194H33V191H32V193L31 194H33V195H31V194H29L28 192H30L29 190H28V197H27V195L26 196H24V195H22V196H24V197H27L26 199H23V200H21V197H20V201L19 200H16V199H18V198H13V199H8V197H9V195L8 196H5L6 198L5 199H0L1 200V203H0V254L2 253V251L5 249H7V247H9V245H12V247L15 249V252L16 253H21V252H24L25 250H32L33 251V249H37V251L39 250L38 248H41V247H43L42 249H44V246L46 247V245H42L41 243H40V241H42V240H39V239H36L35 238V236L32 238V237H30L29 239H27L26 240V237L25 238H22V239H17L16 238V236L18 237V235H15L14 236V234L13 233H11V234H9V231L11 230L9 227H11V223H10V215H13V214H11L10 212L11 211H14V210H22L23 211V203H24V201L25 200H27L28 198H29V196H34V195H36V194H40L39 192L41 191V189H40V191H37ZM51 190V191H52ZM67 190H68V188H67ZM73 190V189H72ZM85 190V189H84ZM84 190H82V191H84ZM88 190H90L89 188H88ZM87 190V191H88ZM137 190H140V191H142L141 189H137ZM144 190H146V188L145 189H143V192H145ZM147 190H148V187H147ZM159 190V189H158ZM168 190H170V189H168ZM175 190V189H174ZM177 190H179V189H177ZM189 189L187 190V191H190ZM196 190V189H195ZM200 190V189H199ZM204 190V191H205ZM219 189H217L216 191H218ZM242 190H246V189H242ZM22 191V190H21ZM37 191V192H36ZM50 191V192H51ZM56 191V190H55ZM69 191H71V188L69 189ZM68 191V192H69ZM86 191V190H85ZM84 191V192H85ZM136 191V190H135ZM133 192L134 194L135 193H137V192ZM149 191V190H148ZM170 191H172V188H171V190ZM192 192L194 191V190H191ZM201 191V190H200ZM205 191V192H206ZM210 191V190H209ZM212 191L214 192V190L212 189ZM212 191H210V193L212 192ZM248 191V190H247ZM5 192V191H4ZM4 192H1V193H3V194H0V198H3V196H4ZM15 192H16V190H15ZM42 192V191H41ZM54 192V191H53ZM56 192H58V191H56ZM120 192V189H119V191H118V193ZM132 192V191H131ZM142 192V193H143ZM147 192V191H146ZM154 192V191H153ZM160 192H161V190H160ZM163 192V191H162ZM161 192V193H162ZM164 192H168V191H165L164 190ZM177 192V191H176ZM178 192H180V190L178 191ZM177 192V193H178ZM181 192H183L182 190H181ZM180 192V193H181ZM195 192V191H194ZM204 192V193H205ZM212 192V193H213ZM219 192H220V190H219ZM223 192V191H222ZM224 192H228V191H226L225 189H224ZM243 192V191H242ZM246 192V191H245ZM22 193H24L23 191L21 192V194ZM26 193V194H27ZM45 193V192H44ZM58 193H60V191L58 192ZM71 193V192H70ZM87 193H90L89 191L87 192ZM94 193V192H93ZM97 193V192H96ZM142 193H140L141 195H142ZM156 192H154V194H155ZM158 193V192H157ZM171 193V192H170ZM172 193H173V191H172ZM176 193V194H177ZM186 193V192H185ZM195 193H201V192H195ZM207 193V192H206ZM25 194V193H24ZM67 195H68V193H66ZM65 194V195H66ZM92 194V193H91ZM119 194H121V193H119ZM134 194H132V196L134 195ZM144 194V193H143ZM159 194V193H158ZM158 194H155V195H158ZM163 195H164V193H162ZM161 194V195H162ZM187 194V193H186ZM184 195L185 197L186 196H188V194L187 195ZM208 194H209V192H208ZM216 194V193H215ZM234 194V193H233ZM45 195V194H44ZM46 195H49L48 197L51 199V200H53L52 201V203H54V197H50V195L51 194H46ZM45 195V196H46ZM55 195H57L56 193H55ZM66 195V196H67ZM94 195V194H93ZM92 195V196H93ZM96 195V194H95ZM99 195H101V194H99ZM107 195V194H106ZM146 195H147V193H146ZM151 195H152V193H151ZM162 195V196H163ZM173 196H176V195H174V194H172ZM171 195V196H172ZM194 195V193L192 194V196ZM202 195V196H201ZM199 194V195H196V196H193V197H196L195 199L198 201V198H199V200L201 199L200 197H197V196H201L202 198H203V195H205V194ZM213 195H214V193H213ZM212 195V196H213ZM218 195H220V194H218ZM18 196V195H17ZM45 196H43V197H45ZM58 196V195H57ZM65 196V197H66ZM72 196H74L73 194H72ZM121 196V198H122V194L121 195H119V197ZM125 196V195H124ZM144 197H146L145 195H143ZM161 196V197H162ZM166 196H169L168 194H166ZM171 196H169L170 198H171ZM191 196V195H190ZM191 196V197H192ZM209 196H211V195H209ZM48 197H45V198H48ZM63 197H64V195H63ZM64 197V198H65ZM70 197H71V195H70ZM98 197V196H97ZM101 197V196H100ZM115 196H113V198H114ZM130 197V196H129ZM128 197V198H129ZM142 197V196H141ZM140 197V198H141ZM152 197V199H150L149 198V195H148V200H152L151 201V203H153L154 201H153V197H155V196H151ZM158 197L160 198V194L158 195ZM157 197V198H158ZM164 197H165V195H164ZM178 197V196H177ZM184 197V198H185ZM189 197V196H188ZM187 197V198H188ZM215 197H216V195H215ZM46 199V200H49L50 201V199ZM56 198V197H55ZM58 199H59V197H57ZM68 198V197H67ZM84 198V197H83ZM83 198L81 199V197H80V199H81V203H83L82 202V200H83ZM96 198V197H95ZM112 198V197H111ZM120 198V199H121ZM125 198V197H124ZM123 198V199H124ZM170 198H168V197H166L165 199L166 200H168V202H166V203H168L169 205H170V202H169V199ZM173 198V197H172ZM171 198V199H172ZM190 198V197H189ZM211 198V197H210ZM214 198V197H213ZM39 199V198H38ZM42 198H40L39 199V201L41 200ZM62 199V197H60V200ZM98 199V198H97ZM96 199V200H97ZM103 199V198H102ZM106 198H105V196H104V200H105ZM108 199V198H107ZM115 199V198H114ZM142 199H144V198H142ZM142 199H141V201L140 202H143L144 203V201H142ZM146 199H147V197H146ZM145 199V201H147ZM155 199V198H154ZM165 199H163L162 198V200H165ZM173 199H175V197L173 198ZM179 199V198H178ZM218 199V198H217ZM223 199V198H222ZM46 200L44 199H42V201H41V204L43 205V206H45L47 203L49 204V203H51V202H46ZM85 200V199H84ZM83 200V201H84ZM104 200H103V203H105V202H107V201H105L104 202ZM117 200H119V199H117ZM132 200V199H131ZM134 200V199H133ZM159 200V199H158ZM165 200V201H166ZM196 200H194V202H192L191 200H189V204H190V202H191V204L189 205L188 204V200H186V202L185 201H183L184 203H186L187 204V206H185L186 204H184L183 202L182 203H180V202H178L177 204V208H178V206H179V204H180V208L182 209V207L184 206L185 208H187V207H189V208H191V209H193L192 207H194L195 208V205L196 204H198V202L196 203ZM205 200V199H204ZM204 200H202V201H204ZM207 201L209 200V199H206ZM215 200V199H214ZM34 201V200H33ZM45 201V202H44ZM63 201V200H62ZM65 201V200H64ZM77 201V200H76ZM108 201H111V200H108ZM155 201H156V199H155ZM171 201V200H170ZM172 201H174V200H172ZM171 201V202H172ZM175 201H177V199L175 200ZM174 201V202H175ZM179 201H182V200H179ZM211 201H213V199L211 200ZM218 201H220V200H218ZM35 202V201H34ZM57 202H58V200H57ZM67 202H68V200H67ZM66 202V203H67ZM78 202V201H77ZM100 203H102V201H99ZM139 202V201H138ZM148 202L149 201H147V203H145V204H148ZM159 202H160V204H161V202H163V201H161V199L159 200ZM159 202H157V205L159 204ZM200 202H201V200H200ZM206 202V201H205ZM32 203V202H31ZM44 203H45V205H44ZM79 203H80V200H79ZM150 203V205L151 206H153L154 204H156V203H153V204H151ZM163 203H165V202H163ZM162 203V204H163ZM165 203V204H166ZM192 203H196V204H194V206L192 205ZM208 203V202H207ZM206 203V204H207ZM215 203V202H214ZM15 204V205H14ZM59 204H61V203H59ZM63 204V205H62ZM62 206H64V202H62ZM68 204H69V202H68ZM76 204V203H75ZM85 204V203H84ZM83 204V206L85 207V208H87L88 207V205L86 206V205H84ZM165 204H163V205H165ZM203 204V202H201V203H199L198 205L200 206H197L196 207V212L195 213H197V216L195 217V220H197L198 218V214L200 213V209L199 208H202V206L205 204H203L202 206L201 205ZM41 205V206H42ZM57 204H56V202H55V206H56ZM65 205H67V204H65ZM79 205V204H78ZM137 205L138 204H134V205H132L131 206V208L129 207V209H128V207L127 208H125L127 211H124L125 212V215H126V217H127V220H129V221H127L126 220V222H129L130 224L129 225H134L135 223H136V218H138V217H136L135 215H138L139 216V214L138 213H140V210H138L139 212H137V214H136V209L138 208L137 207ZM140 205V204H139ZM138 205V206H139ZM149 205V206H150ZM172 205V204H171ZM176 206V203L175 204H173L172 206H170V208L171 207H173V206ZM183 205V206H182ZM212 205V204H211ZM29 206V205H28ZM42 206V207H43ZM48 206H50V204L48 205ZM52 206V205H51ZM50 206V208H53L54 206H52L51 207ZM69 206V205H68ZM80 206L82 207V204H80ZM141 206H142V204H141ZM144 206H146V205H144ZM144 206H142V207H144ZM156 206V205H155ZM167 206V205H166ZM192 206V207H191ZM37 207V206H36ZM45 207H47V205L45 206ZM70 207V206H69ZM69 207L67 208V209H69ZM147 207V206H146ZM160 208V205H158L157 206V208ZM168 207V206H167ZM183 207V208H184ZM199 207V208H198ZM204 207V206H203ZM30 208H31V206H30ZM65 209H66V207H64ZM71 208V207H70ZM79 208V207H78ZM89 208V207H88ZM145 208V207H144ZM149 209L151 208V207H148ZM156 208V209H157ZM158 208V209H159ZM164 208H165V206H164ZM169 208V207H168ZM168 208H166V210L168 209ZM179 208V209H180ZM185 208L183 209L184 210V212L186 211V213H184L183 211H181V213L180 214H182V213H184V214H187V211H188V213H189V210L190 209H187V210H185ZM33 208H31V210H32ZM35 209V208H34ZM39 209L41 210V208L39 207ZM47 209H49V207L48 208H46L45 210H47ZM64 209V210H65ZM124 209V210H125ZM148 209V210H149ZM154 209V210H153ZM153 209H152V212L154 211V213H155V207H153ZM158 209H157V211L156 212H158ZM160 209H163V207H161ZM159 209V214H160V216L161 215H163L164 213H160V210ZM178 209V210H179ZM180 209V210H181ZM197 209H199V211H197ZM27 210V209H26ZM26 210H25V212H26ZM42 210L45 212V210H44V208H42ZM53 210H56V214H57V211L58 210H60V207H59V209H53ZM64 210L62 211V212H64ZM146 209H144V211H145ZM163 210H165V209H163ZM163 210H162V212H163ZM166 210L164 211L165 213H168V212H170V211H168V212H166ZM170 210V209H169ZM211 210H213V209H211ZM10 211V212H9ZM150 212L149 213H152L151 212V210H149ZM172 211V210H171ZM193 211V210H192ZM10 214H9V213ZM42 213V212H39L40 214L42 213L43 215H46L47 213ZM123 213V211H121L120 210V213ZM141 212H143V211H141ZM146 212H148L147 210H146ZM174 212H177V216L178 215H180L179 213H178V211L177 210H175L174 209ZM191 212V211H190ZM199 212V213H198ZM212 212V211H211ZM23 213V212H22ZM55 213H54V215L52 214V216L54 217L55 216ZM61 213V212H60ZM70 213V212H69ZM171 213V212H170ZM172 213H173V211H172ZM194 213V212H193ZM194 213V214H195ZM210 213V212H209ZM213 213V212H212ZM21 214V213H20ZM173 214H175V213H173ZM183 214V215H184ZM14 215H15V212H14ZM32 215H34L33 213H32ZM32 215H29V216H32ZM47 215H49V216H51L50 214H47ZM46 215V216H47ZM72 216V214H69V216ZM120 215H122L121 217H123V214H120ZM151 216H154V215H152V214H150ZM150 215H149V217H150ZM158 215V214H157ZM188 215H190V213L188 214ZM23 216V215H22ZM28 216V215H27ZM28 216V217H29ZM67 216H68V214H67ZM75 216V215H74ZM119 216V215H118ZM148 216V215H147ZM164 216V215H163ZM171 216H172V218H173V215H170V218H171ZM175 216V215H174ZM206 216V215H205ZM207 216H208V213H207ZM12 218L14 217V216H11ZM16 217V216H15ZM18 217H19V215H18ZM23 217H26V216H23ZM48 217V216H47ZM57 217V216H56ZM115 217V216H114ZM120 217V216H119ZM119 217H117L118 219H119ZM136 217V218H135ZM162 217V216H161ZM164 217H166L167 218V216H166V214H165V216ZM163 217V218H164ZM192 217V216H191ZM11 218V219H12ZM39 218V217H38ZM41 218H42V216L40 217V220H41ZM55 218V217H54ZM59 218V217H58ZM68 217H66L65 219H67ZM160 218V217H159ZM163 218H161V219H163ZM171 218V219H172ZM178 218V217H177ZM16 219V218H15ZM49 219V218H48ZM52 219V218H51ZM50 219V220H51ZM70 219V218H69ZM165 219V218H164ZM171 219H170V221H171ZM184 219V218H183ZM194 219V218H193ZM20 220H21V218H20ZM49 220V221H50ZM54 220V219H53ZM56 220V219H55ZM54 220V221H55ZM63 220V219H62ZM139 220V219H138ZM187 220V218L185 219V221ZM12 221H13V219H12ZM11 221V222H12ZM16 221H17V219H16ZM22 221V220H21ZM42 221H47L46 220V218H44V220L42 219L40 222V227L41 226H44V225H41V224H43L44 222H42ZM64 221V220H63ZM66 222H67V220H65ZM140 221V220H139ZM173 221H178L177 219H173ZM179 221H182V219L181 220H179ZM14 223H15V221H13ZM37 222V223H36ZM35 222V224H39L38 222L39 221H36ZM57 222V221H56ZM56 222H54V223H56ZM120 222V221H119ZM123 222V220H121V223ZM126 222H124V223H126ZM138 222V221H137ZM141 222V221H140ZM139 222V223H140ZM175 222V223H176ZM192 222H196V221H192ZM27 223L28 222H26V225H27ZM46 223V222H45ZM44 223V224H45ZM49 224L48 225H50L51 223H53L52 221L51 222H48ZM59 223V222H58ZM65 223V222H64ZM68 223V222H67ZM67 223L64 225L65 227H66V225H67ZM69 223H71L70 221H69ZM142 223H143V221H142ZM186 223V222H185ZM185 223H183V224H185ZM13 224V223H12ZM29 224V223H28ZM31 224V223H30ZM29 224V225H30ZM62 224V223H61ZM72 224V223H71ZM118 224V223H117ZM117 224H116V227H115V230L118 228V226H120V225H118L117 226ZM137 224V223H136ZM135 224V225H136ZM182 224V225H183ZM187 224H188V221H187ZM194 225V223H191V225ZM29 225H28V227H29ZM32 225H33V223H32ZM31 225V226H32ZM45 225H47V224H45ZM53 224H51L50 226H52ZM72 225H74V224H72ZM122 225V224H121ZM138 225V224H137ZM13 226V225H12ZM30 226V227H31ZM35 225H33V227H34ZM61 226H63V225H61ZM63 226V227H64ZM71 226V225H70ZM108 226V225H107ZM106 226V227H107ZM112 228H113V226L112 225H110ZM122 226H124V227H126L125 226V224H123ZM185 227H186V224L184 225ZM188 226V225H187ZM22 227V226H21ZM36 227V230H37V228H38V225L37 226H35ZM34 227V228H35ZM46 227V226H45ZM75 227V226H74ZM123 227V228H124ZM129 227V226H128ZM135 227V226H134ZM134 227L132 228V229H134ZM141 227H144V225H142ZM172 227V226H171ZM171 227H170V229H171ZM19 228V225H18V227L16 228V229H18ZM26 229H28L27 227H25ZM44 228V227H43ZM68 228H69V226H68ZM99 228H100V226H99ZM103 229H104V227H102ZM120 228V227H119ZM131 227H129V229H130ZM139 228V227H138ZM173 228H174V230H176V228H175V226H173ZM13 229V228H12ZM26 229H24V230H26ZM47 229H48V227H47ZM49 229H51V227L49 228ZM59 229H61V228H59ZM66 229V228H65ZM71 229V228H70ZM70 229H66V231H68V230H70ZM77 230H81V229H78V228H76ZM106 229V228H105ZM127 229V228H126ZM128 229V230H129ZM15 230V229H14ZM14 230H13V232H14ZM53 230V229H52ZM57 230V229H56ZM63 230H64V228H63ZM72 230V229H71ZM70 230V231H71ZM84 230V229H83ZM100 230H102L101 228H100ZM120 230H122V232H123V234L125 233V231H123V229H122V227H121V229ZM125 230V229H124ZM127 230V231H128ZM131 230V229H130ZM17 231H20L21 232V230H16V234L18 233ZM23 231V230H22ZM46 231V230H45ZM51 231V230H50ZM73 231V230H72ZM71 231V232H72ZM102 231H104V230H102ZM118 231V230H117ZM117 231H115V232H117ZM132 232H133V230H131ZM130 231V232H131ZM156 231H158V230H155L154 232H156ZM168 231V230H167ZM172 231V230H171ZM19 232V233H20ZM24 232H26V231H24ZM27 232H28V230H27ZM35 232H38V231H35ZM49 232V231H48ZM53 232H54V230H53ZM53 232H52V234H53ZM57 232H58V230H57ZM61 232V231H60ZM69 232V231H68ZM75 232V231H74ZM81 233L80 234H84V231H80ZM121 232V231H120ZM119 232V233H120ZM151 232V231H150ZM186 230L185 231H183V233H184V235L187 233V232H189V231H187L186 233ZM29 233L30 234H32L30 231H29ZM28 233V234H29ZM129 233V232H128ZM170 233V232H169ZM191 233V232H190ZM22 234V233H21ZM27 234V233H26ZM35 234V233H34ZM39 234H41V233H39ZM49 234V233H48ZM48 234H46V236L48 235ZM61 234H64V233H62L61 232ZM77 234H79L78 232H77ZM77 234L75 235V233H74V235L75 236H73L74 238L77 236ZM105 234V233H104ZM126 234V233H125ZM124 234V235H125ZM135 234V233H134ZM150 234H152L153 235V232L152 233H150ZM155 234V233H154ZM171 234H173V233H171ZM23 235V234H22ZM37 235V234H36ZM44 235V234H43ZM56 235V234H55ZM54 235V236H55ZM59 235V234H58ZM56 236L57 238L58 237H61V236ZM65 235V234H64ZM67 235V234H66ZM65 235V236H66ZM70 235H72V233L70 234ZM85 235H87V234H85ZM84 235V236H85ZM117 235H118V233H117ZM127 235V234H126ZM125 235V236H126ZM133 235V234H132ZM135 235H137V234H135ZM134 235V236H135ZM148 235H149V233H148ZM151 235V236H152ZM167 235H168V233H167ZM182 235V234H181ZM181 235H179V238L181 237ZM184 235H182V237H188V236H184ZM187 235V234H186ZM189 235V234H188ZM45 236V235H44ZM49 236H51L50 234H49ZM68 236H69V233H68ZM67 236V237H68ZM78 236H80V235H78ZM78 236H77V240H78ZM84 236H82V237H84ZM123 236V235H122ZM121 236V237H122ZM171 236L172 235H170V238H171ZM38 237V236H37ZM48 237V236H47ZM46 237V238H47ZM62 237H64V236H62ZM61 237V238H62ZM72 237V238H73ZM104 237H106V236H104ZM114 237V236H113ZM168 239H170L169 238V236H166ZM175 237V236H174ZM173 237V238H174ZM34 238H35V240H34ZM44 238V237H43ZM43 238H41V239H43ZM50 237H48V239H49ZM51 238H52V241H54L53 240V238L54 237H52L51 236ZM60 238V239H61ZM68 238H70V237H68ZM68 238H65L64 240H62V242L63 241H65L66 239H68ZM73 238V239H74ZM108 238V237H107ZM106 238V239H107ZM117 239L118 237H114V239ZM149 238V237H148ZM147 238V239H148ZM151 238V237H150ZM45 239V238H44ZM55 240H60V239H56V238H54ZM71 239V238H70ZM81 239V238H80ZM79 239V240H80ZM102 240L101 241H103V237L101 238ZM119 239V238H118ZM156 239H158V238H156ZM156 239H154L155 240V242H158V240L156 241ZM160 239V238H159ZM184 239V238H183ZM183 239H181V241L183 240ZM187 239V238H186ZM37 240V241H36ZM39 240V241H38ZM50 240V239H49ZM48 240V241H49ZM107 240H109V238L107 239ZM111 240H113V238L111 239ZM111 240H109L110 242H112ZM120 240H122L121 238H120ZM120 240H114V242L116 241V242H120ZM149 241H150V239H148ZM154 240H151V241H154ZM47 241V242H48ZM70 241V240H69ZM68 241V242H69ZM73 242L75 241V239L74 240H72ZM72 241H70V242H72ZM145 241V240H144ZM144 241H142V244H143V242ZM150 241V242H151ZM50 243H51V240L49 241ZM59 243L61 242V241H58ZM68 242H66L65 244H67ZM105 242V241H104ZM109 242V243H110ZM149 242V243H150ZM160 242H162V241H160ZM167 242H170V241H167ZM172 242V241H171ZM174 243H175V241H173ZM172 242V245L174 244ZM183 242H184V240H183ZM22 243H26L27 245L25 246L24 244H22ZM46 243V242H45ZM50 243L48 244V245H50ZM54 243V242H53ZM98 243H99V241H98ZM107 243V242H106ZM145 243H146V241H145ZM148 243V242H147ZM152 243V242H151ZM69 244V243H68ZM157 244H160L159 242L157 243ZM168 244H170V243H168ZM26 247V248H24V246ZM32 245V246H31ZM61 245H64V244H61ZM73 245H74V243H73ZM155 245V244H154ZM28 246V247H27ZM31 246V247H30ZM51 246V245H50ZM55 247H56V245H54ZM64 246H66V245H64ZM72 246V245H71ZM12 247H10V248H12ZM48 247V246H47ZM59 246L57 245V247L55 248L57 251H59V254H60V252H61V250H63V249H61L60 247L58 248ZM67 247V246H66ZM69 247V246H68ZM73 247V246H72ZM115 247V246H114ZM169 247V246H168ZM12 248V249H13ZM52 248V247H51ZM58 248V249H57ZM116 248V247H115ZM163 248H164V246H163ZM45 249H47V248H45ZM54 249V247L52 248V249H50L51 250V252H52V250ZM61 249V250H60ZM166 248H164V250H165ZM48 250V249H47ZM50 250H48L49 252H50ZM71 250H73V249H71ZM113 250V249H112ZM111 250V252H112V254L111 255H109V256H112L113 255V253H114V255L116 254V250H113L112 251ZM7 251H9V250H7ZM12 251V250H11ZM35 251V250H34ZM55 251V250H54ZM54 251H53V253H52V255H53V257H54ZM57 251H56V253L55 254H57ZM107 251H109V250H107ZM10 252V251H9ZM8 252V253H9ZM14 252V251H13ZM14 252V253H15ZM25 252H27V251H25ZM36 252V251H35ZM42 253H43V251H41ZM41 252H39V253H41ZM110 251H109V253L108 254H110L111 253ZM34 253V252H33ZM32 254V253H31ZM30 254V255H31ZM37 254V253H36ZM21 255H22V253H21ZM25 255V254H24ZM30 255H29V253H28V257L27 258H29L28 259V263L30 262L29 260H30ZM40 255H42V254H40ZM51 255V254H50ZM69 255V254H68ZM74 255V254H73ZM20 256V255H19ZM18 256V258H20ZM33 256V255H32ZM31 256V258H33ZM47 256H49V254L48 255H46V257ZM77 256V255H76ZM76 256H74V257H76ZM108 256V257H109ZM116 256V255H115ZM115 256H114V258H115ZM34 257H35V255H34ZM63 257V256H62ZM62 257L60 258V259H62ZM64 257H65V255H64ZM66 257H69V256H66ZM25 258V257H24ZM26 258V259H27ZM37 258H39V257H37ZM59 257H57V258H55V259H58ZM70 258V257H69ZM78 258V257H77ZM21 259V258H20ZM23 259V258H22ZM35 259V258H34ZM34 259H32L34 262H35V260ZM41 259V258H40ZM48 259V258H47ZM47 259H45V260H47ZM55 259H53V261L54 262H56L55 261ZM60 259H58L59 261H60ZM73 259V258H72ZM76 259V258H75ZM50 260V259H49ZM114 260V259H113ZM1 261V260H0ZM3 261V260H2ZM40 261L41 260H39V264H40ZM43 261H44V258H43ZM52 261V262H53ZM58 261V262H59ZM62 261H65L64 259L62 260ZM73 261V260H72ZM75 261V260H74ZM22 262V261H21ZM20 262V263H21ZM49 262V261H48ZM61 262V261H60ZM66 262V261H65ZM64 262V264H67V263H65ZM70 262V261H69ZM111 263H112V261H110ZM2 264H3V262H1ZM15 263H17V261L15 262ZM20 263H18V264H20ZM27 264L26 262H23V264ZM33 263V262H32ZM45 263V262H44ZM57 263V262H56ZM74 263V262H73ZM78 263V262H77ZM110 263V264H111ZM35 264V263H34ZM42 264V263H41ZM46 264H47V262H46Z\"/></svg>", "mask_w": 264, "mask_h": 264}]
</instances>
